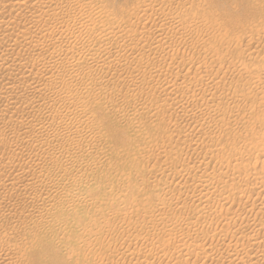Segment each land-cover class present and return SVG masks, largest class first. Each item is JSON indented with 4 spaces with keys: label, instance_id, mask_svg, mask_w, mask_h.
<instances>
[{
    "label": "rangeland",
    "instance_id": "374dc122",
    "mask_svg": "<svg viewBox=\"0 0 264 264\" xmlns=\"http://www.w3.org/2000/svg\"><path fill=\"white\" fill-rule=\"evenodd\" d=\"M106 1H107V3H106ZM134 1L135 0H102V2H103V4H105V5H107V7L109 8V10L112 12H110L111 13V16H116V17H118L119 18V16H122L123 14V18H125V17H127L126 16V14L128 13V11L130 12L131 11V7L133 6V4H134ZM190 1V4H187V2H189ZM199 2H202V3H199V2H197V0H184V3H185V8H184V6H183V8H181L180 7V9H183V10H180L179 9V6H177L178 8H175V6L177 5L176 3L174 4H172L171 5V8H170V10L172 11L174 8L175 9H178V10H175L176 12H178V13H176L174 10H173V12H175L176 14H178L177 16H178V19H181L182 20V17L184 16L185 17V20H184V22H183V26H182V28L180 27L179 29H178V32H177V35H174V34H176V33H174V31H171L170 32V30H168L169 31V34L170 33H172V34H170L171 36H169V34H167L168 33V31H167V35L164 33L163 34V36L164 35H166V36H169V37H166L165 36V39H164V41L166 40V42H165V44L167 45H164V46H166L164 49L166 50V51H161V52H158L157 54H155V56L153 55V54H151L149 57H146L147 59V62L146 61H144V66H142L143 68H144V70H143V68L141 69V70H138L141 74H144V72L145 73H149V74H151V73H153L156 69H158L159 68V70H160V68L162 69L161 71H162V73H165V69H166V67H167V65H169L168 63H170V65H171V63L173 62V64H174V62L176 61L175 60V58H174V61H170V58L172 57V56H174L175 57V55H174V53H177V55H176V59H177V62H175V65L177 66V65H180V66H182V65H184V64H182V63H186V62H189V59H191L190 57H192L193 59H196V58H198V59H202V58H204L203 57V55H204V53H206L205 55H206V58L208 59V60H204V61H210V60H213L214 58L215 59H218L219 58V60H220V65L223 67H221L220 65H218V63H216L215 65L216 66H214L213 68H211V72H210V70H208L206 73H207V75H211V76H215L216 74H214L216 71H217V68H218V70H219V74L217 75V76H215L213 79L215 80V78H216V80H215V83L217 82V80H218V82H217V84H219V85H217L216 84V87H217V89H214L215 88V86H213V85H215L214 84V80H212L211 82H208V84H207V87L206 86H204L205 88H200L199 90H198V93H197V90L194 92L195 94H196V96L198 97V98H200V100H199V105H201L198 109H200L201 111H203V112H200L199 110H197L196 111V113H194V115L193 114H191V115H189L188 116V114H187V116H186V114H184L185 112H184V110L183 109H180L179 107H177L176 108V106L174 107L173 105H174V103H173V100L171 99V100H169V98H172L173 97V95H170V96H168V97H165L164 98V96L165 95H161L159 92H157V91H155V93L154 94H156V95H152V97L151 96H148V99L146 98L147 96H145L144 94L142 95V94H139L137 91H135L134 90V86L132 85V84H130V81L128 80V79H126V78H122L121 80L120 79H113L111 82H109V86H108V83H106V85H103V86H100V88L102 87H105V86H107V87H105V91L107 90L106 88H108V90L109 91H106V95H105V98L102 100V104H104L103 106H104V108L102 107L101 108V110L100 111H96L93 115H96V116H93V115H91L92 116V120H94V121H92V125H93V130H91V132L89 131V134H88V136L87 137H84V140H85V142L87 143H85L84 144V147H81L82 148V150H81V148H77L76 147V149H75V152H76V154H77V151H78V153L80 154H77V156H78V158L79 159H81L82 158V160H84V165L85 166H83V168L81 167V170H77V172L76 173H73V171H72V175H73V177L74 178H76L75 176H77V177H79V176H81V175H83V176H81L82 178H86V180H84V182H82V184L81 185H77V184H71V183H64V184H62L61 186H60V188L62 189V191H63V189H64V191H65V188H67V187H69V188H67V189H69V190H71V191H73L74 193H76L77 195H79V196H81V197H83L84 198V201L83 202H79L78 204L76 203V204H73V205H71V204H69L70 203V201L65 197V195H63V194H65V192H62L61 191V193L60 194H56V196L57 195H61V196H57V198H56V202H55V204H59L58 205V208L59 209H57V205H55V204H53L52 205V209L50 208H47V209H41L38 205L40 204L39 202L41 201V200H39V201H37V198L39 197L40 198V196L41 197H50V196H52V194L54 195L55 193L54 192H49L48 194H47V192H46V190L44 189L43 190V188H41V186H35V187H40V188H35V187H33L32 188V190L33 189H35L36 191L38 190V192H36L35 190H33V191H30V190H24L23 189V183H24V181H25V179L24 178H33V176H36V175H38V174H40V173H36V171L35 170H28V171H25V170H27V168L26 169H24V171H20V173H18V172H12L11 171V168L8 166V165H6V167H2L1 169H0V174H1V178L3 179V177H4V179H3V181L1 180L0 181V242L3 240V236H2V234H3V232H5L6 231V229L7 230H9L10 231V234L9 235H11L12 234V236H10V240L11 241H13V239H14V237H15V239H18V238H20V236L22 237V236H24V240H26V244L27 245H29V246H27V248L28 249H32V251L34 250V251H36L35 253H33V255H30L31 253L29 252V254L28 255H30V259H29V261H27V262H25V264H91L89 261H88V259L89 258H84V259H81V256H82V252H84V255L86 256V254L89 252V255L91 256V254H92V257L93 258H96L95 256H97L98 255V253H99V255H106V253L107 254H109L111 257H112V261L114 262V263H112V261L111 262H109V263H107V264H115L116 263V261H117V263L116 264H134L133 262H135V263H138L139 262V264L141 263L140 262V260H142V259H145V260H147L146 262L143 260L142 261V264H158L159 263V261H163L162 263L163 264H165V263H167V264H175V262H176V264H221V262H222V264H226L228 261L227 260H229V262L233 259V258H236L234 261H235V263H240L241 261H249V263H251V262H258V263H260V264H264L263 262H264V256H259L258 254H261L262 253V249H263V247L261 246V247H259L258 249H256V250H251V249H248V248H244V251H242L243 249V247H240V246H237V247H239V249L237 248L236 249V251H233L232 253H231V251L230 250H228V249H224V248H226V243H227V239L225 240V241H222V237L223 236H218V238L216 237L215 238V236L214 235H222L221 233H224V234H226V232H224V230H226L227 231V236L229 235L230 236V234H233L235 231V233L233 234V235H245V234H247V236H248V234L251 236L253 233V235L255 236H258V237H261L262 236V233H263V230H262V227L260 228V226L261 225H259V222L260 221H262V220H264V191H259V189H254L253 188V186H254V183L256 182V181H254V180H259L261 177H263L264 175H262V173L264 174V160H262V159H264V146H262V142H264V48H263V46H264V0H198ZM105 2V3H104ZM197 3V7H196V3ZM132 3V4H131ZM199 3V4H198ZM192 4V5H191ZM126 5V6H125ZM187 5V6H186ZM189 5H190V7L191 6H193V7H191V8H189ZM173 6V7H172ZM187 7V8H186ZM197 9H196V8ZM124 8V11L123 10H121V9H123ZM125 8H128V9H126L125 10ZM190 10H189V9ZM111 9H113V10H111ZM194 9V10H193ZM195 9L197 10L196 12L199 14H197L198 16H199V18H197V16H196V12H194L195 11ZM117 10V11H116ZM167 11V10H169V9H167V7H165L164 8V11ZM185 10H187V11H185ZM193 10V11H192ZM121 11V12H120ZM182 11V14H180V12ZM189 11V12H188ZM191 11V12H190ZM123 12V13H122ZM193 12L195 13V17H194V19L192 20L191 19V17L193 16ZM114 14V15H113ZM116 14V15H115ZM121 14V15H120ZM179 16H181V17H179ZM197 18V19H196ZM199 19V20H198ZM194 20L196 21L195 23H194ZM186 21V22H185ZM185 23V24H184ZM148 24V25H147ZM147 24L146 23H144V25H140V26H138V27H136L135 29H136V32L139 30V31H141L140 32V34L139 33H137L139 36H141V34H142V30H148L149 29V27H151V25L149 24V22H147ZM193 24V25H192ZM194 24H195V27L197 28L198 27V31L196 30V31H194L196 28H194ZM193 27H192V26ZM212 27V28H210V26ZM149 26V27H148ZM188 26H190V27H192V29H194L193 31V33H196V36L195 35H193V33H192V35L190 36L191 38H193L192 40H194L195 39V42L196 41H200L201 40V42L202 41H206L207 42V40H208V43L210 44V46L211 45H214L213 43V41L212 40H214L215 41V43H216V45H214L212 48V50H213V52H214V49L216 48L215 46H217V47H219V46H221L222 48L224 47L225 49V52L226 53H224V50H221V51H219L220 49H222L221 47H219V48H217L216 50H218V51H216L215 52V55L213 54V52H212V50H211V47L206 51L205 49H203L202 47L200 48V46H198L197 44H192L191 43V41L189 42V41H187L186 42V38L188 37V35H185L184 33H183V31L185 32V33H187V29L189 28ZM210 29L209 31L207 30V27ZM186 27H188V28H186ZM201 27V28H200ZM216 27V31H213V30H215L214 28ZM184 28H185V30H184ZM199 28H200V30H199ZM205 28V30H207L206 32L205 31H202V29H204ZM142 29V30H141ZM220 29H221V32H220ZM145 30V31H146ZM180 30H182V31H180ZM144 31V32H145ZM180 32H182V34L180 33ZM202 32V33H201ZM209 32V33H208ZM212 32H214V33H212ZM215 32H216V34H215ZM217 32H219L218 34H217ZM179 33V34H178ZM181 34V35H180ZM201 34V36H199ZM207 34H209V35H207ZM183 35V36H182ZM185 35V36H184ZM197 35H198V37L199 38H195V37H197ZM203 35H206V36H203ZM176 36V38H174ZM181 36V37H180ZM169 38V39H168ZM170 38H172V39H170ZM185 38V39H184ZM205 38V39H204ZM176 39V40H175ZM172 41V42H170V41ZM174 40H175V42H174ZM179 41L181 42V43H179ZM218 41V42H217ZM133 42V41H132ZM132 42H131V44H132ZM141 42V43H140ZM168 42H170V43H172V44H170L169 45V43ZM140 43V44H139ZM143 43V44H142ZM178 43H179V46H177L178 45ZM182 43H184V45H182ZM190 43V44H189ZM197 43V42H196ZM218 43V44H217ZM131 44H129L130 45V48H131ZM136 44V42L134 41L133 42V44H132V48H137L138 47V49L142 46V48H143V50H147L148 48V45H146L145 44V41H139V42H137V44ZM173 45V46H172ZM197 45V46H196ZM225 45V46H224ZM144 46H147V47H145L144 48ZM171 46V47H170ZM177 46V47H176ZM185 47V50H184V47ZM173 47V48H172ZM176 47V48H175ZM178 47H180V49L178 48ZM182 47V48H181ZM190 47V48H189ZM194 47H195V49H194ZM169 48H170V50H169ZM193 48V49H192ZM229 50H228V49ZM260 48V49H259ZM187 49V50H186ZM189 49V50H188ZM193 51H192V50ZM198 49V50H197ZM262 49V51H260ZM174 51V53H173V55L171 54L173 51ZM182 50H184V51H182ZM203 50H205V51H203ZM210 50V51H209ZM228 50V51H227ZM256 50H258V53H257V51ZM170 51V52H169ZM202 53H201V52ZM210 52V54L212 55H214V57H210V56H208V53ZM15 52V51H14ZM166 52H168V53H166ZM184 52V53H183ZM195 52L198 54L199 52H200V54H198V56H200V57H197V54H195ZM208 52V53H207ZM212 52V53H211ZM231 52V53H230ZM17 53V50H16V52L14 53V54H16ZM21 53H22V51H21ZM24 53V52H23ZM28 52H25L24 54H27ZM127 54H128V52H126ZM125 53V54H126ZM164 53V54H163ZM188 53V54H187ZM227 53H229V54H227ZM167 56H166V55ZM171 54V55H170ZM181 54V55H180ZM220 54V55H219ZM238 54V55H237ZM159 55V56H158ZM161 55L163 56V58L165 59V61L163 60V58L161 57ZM170 55V56H169ZM184 55V56H183ZM192 55V56H191ZM204 55V56H205ZM212 55V56H213ZM219 55V57H217ZM25 57H26V55H24ZM153 56V57H152ZM220 56H222L223 58H220ZM231 56V57H230ZM258 56V57H257ZM27 57H28V55H27ZM151 57L153 58L152 59V61H151ZM155 57H157V59H158V61L156 60V61H154V59H155ZM167 57V58H166ZM170 57V58H169ZM233 57V58H232ZM179 58V59H178ZM185 59V61L183 62V60ZM205 58V59H206ZM148 59H149V61H148ZM159 59H162V60H159ZM223 59V60H222ZM231 59H234V60H231ZM238 59H242V61H240V60H238ZM172 60V59H171ZM188 60V61H187ZM203 60V59H202ZM163 61V62H165V64L163 65V63H161V62ZM231 61V62H230ZM236 61H238L237 63H236ZM248 61V62H247ZM148 62H149V64H148ZM226 62V63H225ZM228 62V63H227ZM151 63H153L154 65H152ZM159 63V65H157ZM238 63H240V64H238ZM244 63V64H243ZM162 64V65H161ZM223 64H224V66H223ZM146 65V66H145ZM148 65V66H147ZM160 65H161V67H160ZM175 65H173V66H175ZM196 65L198 66V64H195L194 65V67L192 66V67H190V70L192 71V73L193 74H191L190 72V70H188V71H190V72H188L189 74H191V75H194V74H197V75H200V73L203 71V70H201V71H199L200 69H198V70H196L197 69V67H196ZM155 68H153V67ZM220 68H219V67ZM146 67H149V69L148 68H146ZM151 67V68H150ZM193 68V69H192ZM216 69V71H215V69ZM2 70H0V74H3V73H5L6 71H8V70H4L3 68H1ZM146 69H148V70H146ZM151 69H152V71H151ZM186 69V70H185ZM195 69V70H194ZM4 70V71H3ZM26 70H29L28 68L26 69ZM2 71H3V73H2ZM183 71V72H182ZM181 71V75H182V73H186L187 72V68H186V64H185V66H184V68H183V70ZM186 71V72H185ZM200 72V73H197V72ZM196 72V73H195ZM209 72V73H208ZM214 72V73H213ZM26 74H27V72H25ZM136 73V72H135ZM144 74V75H149V74ZM206 73H205V70H204V72H202L201 73V75H206ZM212 73V74H211ZM217 73V72H216ZM214 74V75H213ZM221 74H223V75H221ZM232 74V75H231ZM241 74H242V78L245 76V78H243V81H242V78L240 77L241 76ZM233 78H232V77ZM247 76V77H246ZM220 77V78H219ZM221 77H222V79H221ZM226 77H228V78H226ZM230 77V78H229ZM236 77V78H235ZM221 80V82L219 83V79ZM239 78V79H238ZM240 78H241V80H240ZM247 78V79H246ZM236 79V80H235ZM123 80V81H122ZM129 81L128 83L126 82V81ZM181 80V76H180V78H179V80H178V82ZM224 81V84L222 83L223 81ZM225 80H227V82L225 81ZM232 80V81H231ZM236 82H235V81ZM263 80V81H262ZM115 81V82H114ZM122 81V82H121ZM229 81H231V82H229ZM239 81V82H238ZM256 81V82H255ZM261 83H260V82ZM117 82V83H116ZM119 82V83H118ZM243 82V83H242ZM255 82V83H254ZM259 82V83H258ZM114 83V84H113ZM121 83H124L125 85H127L126 87L128 88V89H130V91L128 90V91H126L127 89H126V87H125V85L124 84H121ZM232 83V84H231ZM237 83V84H236ZM239 83V84H238ZM112 84V85H111ZM223 84V85H222ZM254 84H258V86H259V89L257 88V86L255 85L254 86ZM260 84V85H259ZM262 84V85H261ZM120 85V86H119ZM121 85H123L122 87H121ZM210 85L212 86V88L210 87ZM231 85V86H230ZM129 86H131V87H129ZM226 86H228V87H226ZM260 86H262L263 88V90H260ZM98 87V86H97ZM214 87V88H213ZM220 87V88H219ZM237 87V88H236ZM123 90H121V89ZM209 88L210 90H211V92H210V90L207 89ZM220 90H219V89ZM234 88H235V90H234ZM126 89V90H125ZM131 89H133V92H131ZM204 89H205V91H204ZM254 89V90H253ZM255 89H257V90H255ZM192 90H193V88H191L190 89V91H188V94H187V96H184L183 98H184V103L183 104H188L187 103V99H189V96L191 95V93H192ZM208 92H207V91ZM216 90V91H215ZM217 90H219V93L217 92ZM228 90V91H227ZM234 90V91H233ZM249 90H250V92H249ZM260 90V91H259ZM97 91V90H96ZM117 91L119 92V93H117ZM199 91H202V92H199ZM204 91V92H203ZM212 91H214L213 92V94H212ZM220 91H226V93L225 92H221V94H220ZM235 91H237L236 93H235ZM252 91V92H251ZM256 91H258L257 93H256ZM124 92H125V94H124ZM128 94H127V93ZM131 92V93H130ZM189 92H190V95H189ZM210 92V93H209ZM228 92V93H227ZM248 92V93H247ZM262 92V93H261ZM109 93H110V98H109ZM114 93H117L116 94V98L117 99H119V101L118 102H116L117 101V99L115 98V97H113L114 95ZM203 93V94H202ZM215 93V94H214ZM222 93H223V95L225 96V94H226V96L229 94L230 96H225L224 98H223V95H222ZM240 93V94H239ZM252 95H250V94ZM121 94V95H120ZM134 94H137L136 96H132V95H134ZM157 94H158V96H157ZM161 96H160V95ZM202 95V96H199V95ZM217 94H219L218 96H217ZM233 94V95H232ZM237 95V94H239V95H237V97L236 98H234V95ZM3 96L4 95V93L3 92H0V96ZM125 95H130L129 96V98H128V96H125ZM140 95H142V98L140 97ZM215 96V97H210V96ZM221 95V96H220ZM242 95H244V96H242ZM248 95V97H246ZM1 96V97H2ZM119 96V97H118ZM138 96V97H137ZM154 96H155V98H154ZM167 96V95H166ZM233 96V97H232ZM111 97H113V98H111ZM122 97V100H120V98ZM126 97V98H125ZM132 97V98H131ZM139 97H140V99H139ZM160 97V98H159ZM162 97V98H161ZM188 97V98H187ZM203 97V98H202ZM228 97H230V99L228 98ZM232 97V98H231ZM244 97V98H243ZM115 98V99H114ZM130 98H131V100H130ZM143 98H145V100H146V102L145 101H143ZM151 98H153V99H151ZM209 98V99H208ZM213 98H215L214 100H213ZM240 98V99H239ZM106 99V100H105ZM113 99V100H112ZM127 99H129V100H127ZM132 99H133V101L135 102V105H132L133 103H131L132 102ZM151 99V100H150ZM162 99H165V100H162ZM169 100V102L167 101V100ZM186 99V100H185ZM222 99V100H221ZM224 99V100H223ZM105 100V101H104ZM114 100H115V102H114ZM124 100V101H123ZM138 100V101H137ZM158 100H161V101H158ZM201 100H202V102H201ZM230 100V101H229ZM131 101V102H130ZM141 101H143L144 102V106L145 105H147V106H145V108L143 109V110H141V109H138V105L137 104H139V103H143V102H141ZM152 101V102H151ZM162 101H165L166 102V104H165V102H164V104H163V102ZM126 102V103H125ZM150 102V103H149ZM154 102V103H153ZM167 102H168V104L169 103H171V104H169V105H171L172 106V108L167 104ZM186 102V103H185ZM207 102H208V104H207ZM219 102V103H218ZM118 103H120V104H118ZM125 103V104H124ZM137 103V104H136ZM157 103V104H156ZM159 103V104H158ZM161 103V104H160ZM201 103H204V105H205V107H204V109L206 110V111H204V109L202 108L203 106H202V104ZM209 103H210V105L211 104H213L212 105V107L210 106V108H212L211 110H210V108H208L209 106ZM216 103H218V104H216ZM116 104V105H115ZM118 104V105H117ZM131 104V105H130ZM150 104H151V106H150ZM153 104H154V107H153ZM18 105V104H17ZM121 105H122V107H123V109L125 110V107H126V110H127V108H128V110L125 112V111H123V109H122V107H121ZM160 105V106H159ZM189 106H190V104H188ZM188 105H187V107L186 108H188ZM120 108H119V107ZM131 106H132V108H131ZM137 106V107H136ZM149 106V107H148ZM162 106V107H161ZM166 106V107H165ZM219 106V107H218ZM111 109H110V108ZM115 107V108H114ZM146 107H147V109H146ZM165 109H164V108ZM176 108V109H174V108ZM213 107H214V109H213ZM215 107H216V110H215ZM226 107H227V109H226ZM117 108V110H115ZM131 108V109H130ZM152 108H154L155 110H156V112H155V110L153 109V111H154V113H153V111H152ZM157 108V109H156ZM159 108V109H158ZM221 108V109H220ZM106 110L105 112H104V110ZM134 111H133V110ZM164 111H163V110ZM175 110V112H174V110ZM177 109H180V110H183V111H181L180 112V110H177ZM217 109H218V111H217ZM220 109V110H219ZM103 110V111H102ZM108 110H110V111H108ZM146 110V111H145ZM169 110H173L172 112L171 111H169ZM227 110V111H226ZM234 110V111H233ZM102 111V112H101ZM131 111V113H129ZM236 111V112H235ZM238 111H239V113H238ZM107 112V113H106ZM112 114H111V113ZM123 114H122V113ZM138 112H140V113H138ZM151 114V112H152V116L149 114V113ZM169 112H171L172 114H170ZM179 112V113H178ZM206 112V113H205ZM207 112L208 113H210L209 115L207 114ZM121 113V114H120ZM134 113V114H133ZM137 113H138V115H137ZM160 113V114H159ZM170 114V115H168V114ZM197 113H198V115H197ZM200 113H203L204 114V116H203V114H200ZM236 113V114H235ZM8 113H6L5 115H3V116H1L0 117V121L1 122H3L5 125H9V126H12V125H16L17 124V122L16 121H18L17 119V117L16 116H13L12 118H10V114L9 115H7ZM100 114V115H99ZM105 114V115H104ZM110 114V115H109ZM120 114V115H119ZM127 114V115H126ZM141 114V115H140ZM159 114V115H158ZM176 114H177V116H176ZM182 114V115H181ZM220 116H219V115ZM222 114V115H221ZM103 115V116H102ZM114 115V116H113ZM130 115L132 116V118L130 117ZM144 115V116H143ZM148 115H150V116H148ZM155 115V116H154ZM166 116V118H165V120H167V121H165V120H163L164 119V116ZM181 115V116H180ZM197 115V116H196ZM202 117H205L206 118V116L208 115V116H212L210 119H211V124H209V127L210 128H208L207 129V125H208V123H209V121H210V119H209V117L208 118H204L205 119V121H207V120H209L208 122H207V125H206V122L205 121H203V123L205 124H201L204 128H206V130L200 125V123H202V122H200L199 124L198 123H194L193 122V120L196 118V117H200V116ZM214 115H215V117H214ZM236 115H237V117H236ZM120 116V117H119ZM136 116H138V117H136ZM171 117V119L169 120L168 118L169 117ZM176 116V117H175ZM184 116H186L187 117V119L190 121H188L187 119H186V117L184 118ZM241 116V117H240ZM16 117V118H15ZM98 119H97V118ZM178 117V118H177ZM180 117V118H179ZM183 117V118H182ZM189 117V118H188ZM195 117V118H194ZM218 119H217V118ZM240 117V118H239ZM103 118V119H102ZM105 118V119H104ZM129 118V119H128ZM220 118V119H219ZM4 119V120H3ZM12 120V122H10L11 120ZM102 119V120H101ZM135 119H136V121H135ZM149 119V120H148ZM152 119V120H151ZM160 119V120H159ZM176 119V120H175ZM179 119V120H178ZM183 119H186V121L185 120H183ZM191 119H193L192 121H191ZM214 119H216V120H214ZM177 121V123H178V121H180L178 124L175 122V121ZM217 120H218V122H217ZM160 121V122H159ZM171 121V122H170ZM174 121V122H173ZM220 121V122H219ZM93 122H94V124H93ZM98 122V123H97ZM214 122H216V123H214ZM16 123V124H15ZM173 123H174V125H173ZM175 123H176V126L177 127H174L175 126ZM182 123V124H181ZM184 123V124H183ZM187 123H188V125H187ZM192 123V124H191ZM212 123H214V124H212ZM220 123V124H219ZM221 123H222V126H223V128H221L222 126H221ZM98 124H101V125H98ZM168 124V125H167ZM194 124L196 125V126H194ZM197 124H198V126L199 127H197ZM218 124V125H217ZM224 124H226V127H227V125H228V127H230L229 128V130H227V128L225 127V125ZM167 125V126H166ZM180 125V126H179ZM186 125V126H185ZM214 125H216V126H214ZM220 125V126H219ZM97 126V127H96ZM162 126H163V128H164V130H165V132L162 130L161 131V129H162ZM179 126V127H178ZM183 126V127H182ZM188 126V127H187ZM194 126V127H193ZM207 126V127H206ZM217 126H219L217 129L215 128V127H217ZM100 127V128H99ZM170 128V130H168L169 128ZM215 128V130H214V128ZM182 128V129H181ZM197 128L198 129H200V130H197ZM224 128L227 130V134H226V132H225V130H224ZM157 129V130H156ZM184 129V130H183ZM192 131H191V130ZM219 129H222V130H219ZM94 130H96V131H94ZM167 130V131H166ZM172 130V131H171ZM178 130V131H177ZM198 132H197V131ZM211 130H213L214 131V133H213V131H211ZM224 130V131H223ZM92 131H94V132H92ZM162 132V136H161V132ZM171 131V132H170ZM177 131V132H176ZM182 131H184V132H182ZM199 131L201 132H203V134H205L204 133V131L206 132V131H208V132H206L207 133V136L209 137H207L206 135H205V137L203 136V134H201V133H199ZM98 132V133H97ZM160 132V133H159ZM186 132V133H185ZM191 132V133H190ZM218 132V133H217ZM92 133V134H91ZM158 133V134H157ZM166 133V134H165ZM169 134V136H168V134ZM174 133V134H173ZM189 135H188V134ZM213 133V134H212ZM215 133H217L218 134V136H216L217 134H215ZM94 134V135H93ZM166 136H165V135ZM173 134V135H172ZM183 134H187L186 136L185 135H183ZM208 134H210V135H208ZM215 134V135H214ZM230 134V135H229ZM87 134H85V136H86ZM96 135V136H95ZM164 135V136H163ZM181 135V136H180ZM193 135V136H192ZM199 135V136H198ZM212 135V136H211ZM214 135V136H213ZM223 135V136H222ZM247 137V138H245L244 140L247 142H244V141H242L241 139L242 138H244L245 136ZM17 136V137H16ZM15 137H13V138H10L9 140H8V138L6 139V140H4L5 142H6V144H11L12 142H13V139H14V142L12 143V144H15V142H16V144H19V143H21L20 141H22V140H20L21 138L20 137H22V135H16ZM19 136V137H18ZM182 136H184V137H182ZM190 136H192V138H194V139H192ZM215 136L217 137V138H215ZM223 137L222 139H220L221 137ZM228 136V137H227ZM243 136V137H242ZM89 137H91V139L89 140L88 138ZM95 137V138H94ZM97 137V138H96ZM166 137V138H165ZM168 137V138H167ZM186 137V138H185ZM220 137V138H219ZM225 137V138H224ZM227 137V138H226ZM177 138V139H176ZM183 138V140L185 141V142H183L182 140H180V139H182ZM189 138H190V140L192 141H189ZM198 140H197V139ZM207 138V139H206ZM213 138H215V139H213ZM218 138L220 139L219 141H217L218 140ZM238 138H241V139H238ZM88 139V140H87ZM94 141H93V140ZM210 139H212V140H210ZM20 140V141H19ZM97 140L99 141V142H97ZM169 140H171V143L169 142ZM206 140V141H205ZM208 140V141H207ZM216 141V142H214V141ZM248 140V141H247ZM8 141V142H7ZM89 143H88V142ZM93 141V142H92ZM159 141L161 142V141H163V143L165 144V145H163L162 147L164 148V149H161V150H159V148H155V149H157V151L159 150V152H157L155 149H154V143L156 144V143H159ZM166 141V142H165ZM187 141V142H186ZM198 141V142H197ZM222 141V142H221ZM237 141V142H236ZM244 142L245 144H246V146H245V144L244 143H242V142ZM262 141V142H261ZM92 142V143H91ZM167 142L168 143H170V144H173L172 146H174L176 143H177V145L180 143V145H178L179 146V148L181 147V146H183L184 147V149H182L183 147H181L179 150L177 149L178 148V146L176 147V146H174L173 148L176 150V151H178V152H180V153H178V152H176L175 150L173 151L174 153H172V151H169L168 150V146L166 147V145H168L167 144ZM194 142V143H193ZM204 142V143H203ZM213 142V143H212ZM217 142H218V145H217ZM233 142V143H232ZM261 142V143H260ZM92 144V147H91V144ZM191 143V144H190ZM197 143V144H196ZM199 143H200V145H199ZM241 145H240V144ZM97 144V145H96ZM153 144V145H152ZM184 144H186V145H184ZM188 144H189V146H188ZM202 144V145H201ZM205 144V145H204ZM211 144V145H210ZM230 144V145H232V147L230 146V148H229V146L228 145ZM259 144H261L260 146H259ZM264 144V143H263ZM94 145V146H93ZM99 145V146H98ZM194 145V146H193ZM197 145V146H196ZM203 145H204V147H203ZM216 145H217V147L219 146L220 148L221 147H223V145L225 146V147H228L229 149H230V152H229V149L228 148H225V147H223V148H221V151H219L220 150V148H217L216 147ZM221 145V146H220ZM236 145V146H235ZM83 146V145H82ZM88 146V147H87ZM97 148H96V147ZM196 146V147H195ZM153 147V148H152ZM201 147V148H200ZM206 147H208V148H206ZM210 147H212V148H210ZM234 147V148H233ZM261 147H263L262 148V152L261 153H263V156H262V154L261 153H258V152H260L261 151V149H257V148H261ZM98 148H100V150H101V152L103 153H100L99 152V149ZM189 148V149H188ZM194 148V149H193ZM196 148V149H195ZM214 148L216 149L215 150V152H214ZM224 148L225 149H227V153L229 154V156L226 154V153H224V152H226L225 150H224ZM233 148V149H232ZM236 148V149H235ZM243 148V149H242ZM80 149V150H79ZM96 151H95V150ZM165 149H167V150H165ZM211 151L209 154H208V151ZM212 149V150H211ZM219 149V150H218ZM2 150H3V148H2V145L0 144V155H1V152H2ZM154 150V151H153ZM166 151V152H161V151ZM190 150V151H189ZM198 150H200V151H202V152H200L199 153V151ZM204 150V151H203ZM240 150V151H239ZM254 150H256V152L254 151ZM258 150V151H257ZM260 150V151H259ZM32 151V150H31ZM80 151V152H79ZM167 151H169V152H167ZM188 151V152H187ZM194 151V152H193ZM196 151V152H195ZM205 151H207V153L205 154V156H204V158H203V155L202 154H204L205 153ZM235 151V152H234ZM239 151V152H238ZM33 152H35L34 150H33ZM33 152H31V154L33 153ZM95 152V156H94V153ZM100 154H99V153ZM161 152V153H160ZM175 152L177 153V155H175ZM182 152V153H181ZM198 152V153H197ZM212 152L214 153V154H212ZM216 152H219V153H216ZM223 152V153H222ZM237 152V153H236ZM252 152V153H251ZM253 152H254V155H255V158H254V155H253ZM27 153V152H26ZM30 153V152H29ZM81 153H83L84 154V157H83V155H81ZM92 153V154H91ZM157 153H159L160 154V156L157 154ZM169 153H170V155H169ZM173 154V156H171L172 154ZM194 155H193V154ZM202 153V154H201ZM222 154V157H221V154ZM232 153V154H231ZM234 153V154H233ZM239 153V154H238ZM256 153V154H255ZM57 156H56V155ZM102 154V155H101ZM165 154V155H164ZM166 154H167V156H166ZM201 156H199V155ZM208 154V155H207ZM211 154H212V156L213 157H211ZM217 156H220V158H223L224 160L226 159H228V161H230L231 160V162H233L232 161V159H237L238 160V162L239 161H243V158H244V156H245V158H244V161L246 160L247 161V167H246V169L244 170V169H242L241 168V170H239L240 172H238V173H236L235 174V171H234V175H235V177L232 175L231 176V179H229V181H234V183L233 182H230V183H227L228 181L226 180V179H222V180H213L214 182H212L211 183V181H209L210 182V185H209V182H208V179H206V178H208L207 176H209L212 172H215V173H218V171H219V169H220V171H222V169H221V167H219L218 168V166L220 165V163L219 162H221V161H219V160H222V159H219L218 157H216V155ZM223 154H226V155H224V157H223ZM231 154V155H230ZM237 154V155H236ZM241 154V155H240ZM252 154V155H251ZM258 154V155H257ZM97 155V156H96ZM98 155H99V158H97L98 157ZM102 157H101V156ZM164 155V156H163ZM174 155L175 156H177V159H175L174 158ZM178 155H179V157H178ZM187 155V156H186ZM191 155V156H190ZM240 155V156H239ZM244 155V156H243ZM260 155V156H259ZM52 156H53V159H57V157L59 156V153L57 154V153H53L52 154ZM92 156H94V157H92ZM158 156V157H157ZM167 158H166V157ZM181 156V157H180ZM190 156V157H189ZM197 156L198 157H200L199 159H201V160H197ZM206 156H207V158H206ZM208 156H210V157H208ZM235 156H237L236 158H235ZM242 156H243V158H242ZM250 158H249V157ZM56 157V158H55ZM92 157V158H91ZM104 157V158H103ZM156 157V158H155ZM164 157H165V159H164ZM186 157V158H185ZM227 157V158H226ZM229 157V158H228ZM234 157V158H233ZM239 157H240V159L242 158V160H240L239 159ZM252 157V158H251ZM96 158L98 159V160H96ZM170 158V159H169ZM174 158V159H173ZM180 160H179V159ZM185 158V160H183ZM190 158V159H189ZM196 158V159H195ZM254 158V159H253ZM22 159V158H21ZM21 159H19V158H17V157H15L14 158V162L13 163H21ZM87 159V160H86ZM93 159V160H92ZM108 159V160H107ZM142 159H143V162H142ZM145 159V160H144ZM147 159V160H146ZM157 159V160H156ZM183 160V162H182V160ZM208 159V160H207ZM218 159V160H217ZM166 160V161H165ZM168 160H170V161H173L174 160V164H173V162H172V164L171 165H169V167H170V169H168V168H165V162H167ZM193 160V162H191ZM195 160V161H194ZM236 160V161H237ZM257 161V163H256V161ZM17 161V162H16ZM19 161V162H18ZM90 161V163H88L87 164V162H89ZM148 161V162H147ZM158 161H160V163L158 162ZM169 161V162H170ZM186 161V162H185ZM197 161V162H196ZM199 161V162H198ZM203 161V162H202ZM212 161V162H211ZM235 160H234V162L233 163H231L230 162V165L231 164H235L236 165V162ZM245 161V162H246ZM261 161H262V163H261ZM86 162V163H85ZM121 162V163H120ZM157 162L159 163V164H157ZM163 162H164V165H163ZM176 162H179V163H177L178 164V167L176 166L177 164H175ZM183 164H185V166H186V168H188V166H189V168L191 167V165H193L194 166V164L196 163L197 165L198 164H200L201 166H206V167H204L206 170L205 171H207V172H209V175H208V173L207 172H205V174L203 173L204 171V168H203V170H201V171H203L202 173H201V171H199L200 173H201V175H199L200 173L198 172H196L195 174L194 173H192V172H189V173H186L185 171H187V170H185L186 168H182V170H180L179 171V169L181 168V166H184V165H182V163ZM200 162H202L203 164H201ZM253 162V163H252ZM98 163V164H97ZM143 163V164H142ZM171 163V162H170ZM170 163H168L167 162V166H168V164H170ZM188 163H189V165H188ZM255 163H256V165L257 166H255L256 168L255 169H257V171L254 169V167L252 168L251 166L252 165H255ZM11 164V163H10ZM111 164V165H110ZM138 164V165H137ZM195 164V165H196ZM217 164V165H216ZM145 165V166H144ZM156 165V166H155ZM159 165H163L162 167H163V169H161L162 167H160ZM173 165H174V167H173ZM214 165V166H213ZM109 166H110V168H109ZM113 166V167H112ZM143 166V167H142ZM166 166V167H167ZM184 166V167H185ZM232 167L234 166V165H231ZM231 166H230V168H231ZM1 167V166H0ZM108 167V168H107ZM155 167V168H154ZM159 167H160V169L162 170H160V171H158L159 170ZM180 167V168H179ZM214 167V168H213ZM249 167V168H248ZM5 168V169H4ZM156 168L158 169L157 171H156ZM177 169V171L178 172H180L181 174H183L182 176L181 175H176V176H174L175 174L174 173H171V170L172 169ZM179 168V169H178ZM208 168V169H207ZM4 169V170H3ZM166 169H168V170H166ZM175 169V170H176ZM216 169H218V170H216ZM253 169H254V171H253ZM2 170V171H1ZM6 170V171H5ZM155 170V171H154ZM242 170H244V171H242ZM33 171V172H32ZM76 171V170H75ZM74 171V172H75ZM154 171V172H153ZM164 171V172H163ZM166 171H168V172H166ZM238 171V170H237ZM242 171V172H241ZM6 172V173H5ZM29 172V173H28ZM30 172H32L33 174H35V175H32V173H30ZM45 172V171H44ZM70 172V171H69ZM128 172V173H127ZM134 172V173H133ZM159 172V173H158ZM162 172V173H161ZM172 172H174V171H172ZM176 172V171H175ZM255 172H257L256 174L257 175H260V177L259 178H256V179H254V177H256L257 175L255 174ZM11 173V175H8V174H10ZM46 173V172H45ZM81 173V174H80ZM83 173V174H82ZM117 173V174H116ZM171 173V174H170ZM186 173V174H185ZM207 173V174H206ZM244 173H248V175H246V174H244ZM251 173V174H250ZM13 174H14V176H13ZM17 174V175H16ZM23 174V175H22ZM28 174V175H27ZM42 174H43V172H42ZM77 174V175H76ZM157 174V175H156ZM188 174H190L189 176H188ZM205 175V177L203 176V175ZM7 175V176H6ZM90 176V178H89V176ZM105 175V176H104ZM135 175V176H134ZM149 175H150V177H149ZM156 175V176H155ZM160 175V176H159ZM173 175V176H172ZM187 175V176H186ZM196 175V176H195ZM244 176V175H246L247 177H245L244 179L242 178V176ZM252 175V176H251ZM256 175V176H255ZM31 176V177H30ZM85 176V177H84ZM123 176V177H122ZM129 177V178H127V177ZM151 176H153V177H151ZM179 176V177H178ZM239 176L243 179V180H241L240 178H239ZM250 178H249V177ZM58 177H60V176H58ZM92 177V178H91ZM126 177V178H125ZM145 177V178H144ZM148 177V178H147ZM175 177V178H174ZM180 177H182L181 178V180H180ZM201 177H202V179H201ZM236 177H238L239 178V180L236 178ZM20 178V179H19ZM61 178V177H60ZM122 178V179H121ZM144 178V179H143ZM154 178V179H153ZM156 178V179H155ZM161 178V179H160ZM196 178V179H195ZM198 178H200L199 180H198ZM234 178V179H233ZM252 178V179H251ZM78 179V178H77ZM127 181H126V180ZM142 179V180H141ZM147 179V180H146ZM160 179V180H159ZM97 180V181H96ZM158 180V181H157ZM166 180V181H165ZM174 180V181H173ZM178 180H180V181H178ZM184 180L187 182V183H185L184 182ZM196 180V181H195ZM206 180V181H205ZM224 180H226L225 181V183L223 182ZM236 180V181H235ZM251 180V181H250ZM253 180V181H252ZM257 180V181H258ZM260 180H262V179H260ZM259 180V181H260ZM11 181H12V183L14 184V187H12L13 186V184L11 183ZM146 181V182H145ZM160 181H164V184H163V189L161 188V186H162V182H160ZM173 181V182H172ZM177 181V182H176ZM191 181H193V182H191ZM200 181H205L204 183L206 184L207 183V185H206V187L207 188H209L210 190H207L206 192H207V196H205L204 198H203V200L202 201H199L200 199L199 198H202V197H199V198H196V197H193L192 196V187H193V185H195V183H200ZM215 181H217V182H215ZM220 181V184L218 183ZM258 181V182H259ZM18 182V183H17ZM108 182V183H107ZM142 182V183H141ZM166 182H168V183H166ZM241 184H240V183ZM253 183V186L251 185L250 186V184H252ZM8 183V184H7ZM11 183V184H10ZM89 183V184H88ZM121 183V184H120ZM161 185H160V184ZM190 183H193L192 184V186H191V184ZM233 185H232V184ZM239 183V184H238ZM245 183V184H244ZM17 184H19V185H17ZM35 184H37V183H35ZM34 184V185H35ZM103 184V185H102ZM123 184V185H122ZM173 184V185H172ZM182 184V185H181ZM214 184V185H213ZM224 184L226 185V186H224ZM227 184H230V185H227ZM238 184V185H237ZM74 185V186H73ZM157 185H159V186H157ZM164 185H166V186H164ZM220 185V186H219ZM232 185V186H231ZM237 185V186H236ZM249 186V187H245V186ZM8 186V187H7ZM66 186V187H65ZM78 186V187H77ZM89 186V187H88ZM116 186H117V188H116ZM143 186V187H142ZM209 186V187H208ZM216 186H217V188L219 187V188H227V189H224V191H225V193H227L228 194V196L225 194V193H223V191H222V193H220L219 194V192L217 193V191H216V194L215 193H212V192H214L215 190H216ZM222 186V187H221ZM228 186H229V188H231V190L229 189L228 190ZM242 186V187H241ZM15 187H16V189H15ZM19 187V188H18ZM75 189H74V188ZM142 187V188H141ZM167 189H165V188ZM168 187H169V192H168ZM181 187V188H180ZM191 187V188H190ZM215 187V188H214ZM234 187V188H233ZM241 187V188H240ZM244 187V188H243ZM2 188V189H1ZM77 188H78V192H77ZM109 188V189H108ZM158 188V189H157ZM175 188V189H174ZM233 188V189H232ZM253 188V189H252ZM255 188H256V186H255ZM9 189V190H8ZM22 189H23V191H22ZM42 191H41V190ZM88 189V190H87ZM215 189V190H214ZM240 189V190H239ZM17 190V191H16ZM108 190V191H107ZM116 190V191H115ZM161 190V191H160ZM173 190H175V191H173ZM180 190H182V191H180ZM187 190V191H186ZM261 190V189H260ZM80 191V192H79ZM121 193H119V192ZM170 191H171V193H174V194H171L170 193ZM180 191V192H179ZM208 191H212V192H209L208 193ZM231 191V192H230ZM234 191V192H233ZM238 191V192H237ZM242 193L243 191L245 192H243L242 194L240 193V192ZM253 191V192H252ZM259 191V192H258ZM23 192V193H22ZM36 192V193H35ZM43 192V193H42ZM45 192V193H44ZM83 192V193H82ZM111 192V193H110ZM116 192V193H115ZM137 192H139V193H137ZM167 192V193H166ZM181 192H183V193H181ZM236 192H237V194H239V195H237L236 194ZM248 192V193H247ZM25 193V194H24ZM33 193V194H32ZM79 193H81V194H79ZM181 193V194H180ZM211 193H212V195H211ZM234 193V194H233ZM252 193H254V194H252ZM259 193V194H258ZM181 196H180V195ZM210 194V195H209ZM215 194V195H214ZM223 196H222V195ZM232 194H233V196L235 195H237V196H239V197H236V202L231 206V208L229 207V209L228 210H230L229 212H227V214L229 215H227V217H229L228 219H230V216L233 214V212L236 214V212H237V210H238V214H239V212L240 211H242V212H240V213H242V215L241 214H237L238 215V217H239V219H237V224L234 226V225H232V227H231V224L230 225H228V227H229V229H227L226 228V226L227 225H225V224H223V223H218V224H215V214H221V213H223L224 215H225V212L227 211L226 210V207L224 206V208H222L221 209V203H223L225 200V198H229V199H231L232 198ZM245 194V195H244ZM46 195V196H45ZM113 195V196H112ZM118 196V198H117V196ZM144 195H146V196H144ZM165 195H166V197H165ZM187 195V196H186ZM197 195V194H196ZM214 195V196H213ZM218 195V196H217ZM231 195V196H230ZM240 195H242V196H244V197H240ZM253 195V196H252ZM261 195V196H260ZM109 196L111 197V198H109ZM222 196V197H221ZM225 196V197H224ZM227 196V197H226ZM230 196V197H229ZM249 196V197H248ZM259 196V197H258ZM63 197H65V199H62ZM86 197V198H85ZM125 200V199H128V200H123L122 198ZM129 197V198H128ZM130 197H132V198H130ZM198 197V196H197ZM212 197V198H211ZM214 197V198H213ZM254 197H256V198H254ZM257 197L261 200V202H260V200H257ZM3 200H2V199ZM5 198V199H4ZM12 198V199H11ZM38 198V199H39ZM108 198V199H107ZM187 198V199H186ZM210 198H211V200H210ZM216 198H218V200L216 199ZM222 198V199H221ZM224 198V199H223ZM240 198V199H239ZM243 198V199H242ZM15 199V200H14ZM32 201H31V200ZM62 199V200H61ZM116 199H117V201H116ZM135 199H136V201H135ZM195 199V200H194ZM205 199V200H204ZM221 201H220V200ZM238 199V200H237ZM11 200V201H10ZM58 200V201H57ZM120 200V201H119ZM139 200V202H137ZM192 200V201H191ZM197 200V201H196ZM210 200V201H209ZM240 200H242V201H240ZM256 200V201H255ZM16 201V202H15ZM62 202V204H61V202ZM89 201V202H88ZM105 201V202H104ZM116 201V202H115ZM132 201V202H131ZM140 201H142L143 202V204H142V202H140ZM219 201V202H218ZM238 201H240V205H239V203H238ZM14 202H15V204H14ZM99 202V203H98ZM121 202V203H120ZM128 202H130V205L131 206H129V204H127ZM134 202H137L138 203V209H136V207L137 206H135V208H132L133 206H132V203H134ZM191 202H192V204H191ZM197 204H196V203ZM202 202V203H201ZM253 202H254V207H253ZM34 203V204H33ZM83 203V204H82ZM85 203V204H84ZM116 203V204H115ZM146 203V204H145ZM200 203H201V206H200ZM206 203V204H205ZM238 203V204H237ZM251 203H252V207H253V209H251L250 210V212H249V208H250V206H251ZM263 203V204H262ZM11 204V205H10ZM33 204V205H32ZM70 205V207H68L67 208V206L68 205ZM80 204V205H79ZM90 204V205H89ZM112 204V205H111ZM140 204H141V206H140ZM202 204H204V205H202ZM212 204V205H211ZM215 204V206H218V208H217V210L216 211H210V210H208V209H210V208H208L209 207V205L210 206H213ZM217 204V205H216ZM61 205V206H60ZM111 205V206H110ZM121 205V206H120ZM123 205V206H122ZM124 205H126V206H124ZM144 205V206H143ZM240 208H238L237 206ZM13 206H14V208H13ZM20 206V207H19ZM22 206H23V208H22ZM31 206V207H30ZM63 206H65V207H63ZM73 206V207H72ZM104 206V207H103ZM119 206V207H118ZM193 206H195V207H193ZM201 207V210L203 211V209H205L204 211V214H203V212H201V210H199L200 209V207ZM205 206V207H204ZM242 206L243 207H245V209L247 208L248 209V212L247 211H245V209H244V211L242 210ZM19 207V208H18ZM38 207H39V209H38ZM61 207V208H60ZM89 207V208H88ZM140 207L141 208H143V209H145V210H143V209H140ZM145 207V208H144ZM236 207H237V209H236ZM32 208V209H31ZM76 209V210H73V209ZM96 210H95V209ZM126 208V209H125ZM129 208V209H128ZM154 208H156V209H154ZM185 208V209H184ZM203 208V209H202ZM220 208V210H223L222 212L219 210L218 211V209ZM234 208V209H233ZM260 208H262V209H260ZM41 209V210H40ZM49 209V210H48ZM57 209V210H56ZM63 209V210H62ZM94 209V210H93ZM123 209V210H122ZM146 209L148 210L147 212H146ZM153 209H154V211H153ZM193 209V210H192ZM37 210V211H36ZM40 210V211H39ZM46 210H48V211H46ZM50 210H53V211H51V212H49ZM64 210H67V211H64ZM93 210V211H92ZM118 210V211H117ZM235 210H236V212H235ZM240 210V211H239ZM254 210V211H253ZM259 211V214H258V211ZM40 212V213H38L37 214V212ZM54 211H57V212H54ZM60 211H62V212H60ZM64 211V212H63ZM71 211V212H70ZM103 211V212H102ZM121 211H123V212H121ZM134 211V212H133ZM143 211V212H142ZM195 211V212H194ZM198 211V212H197ZM225 211V212H224ZM260 211H262V212H260ZM33 212V213H32ZM45 213V215H44V213ZM47 212V213H46ZM49 212V213H48ZM112 212H113V214H112ZM121 212V213H120ZM125 212L126 213H129L128 215L127 214H125ZM140 212V213H139ZM151 212V214L152 215H150L149 213ZM156 212H157V214H159L160 212H163L161 215L162 216H165V217H160L159 219L160 220H162V221H160L159 219H157L156 217L158 216H160V214L159 215H157L156 214ZM194 212V213H193ZM211 214H210V213ZM216 212V213H215ZM245 212V213H244ZM255 212H257V214H255ZM53 213V214H52ZM101 213V214H100ZM123 213V214H122ZM205 213H207V215L205 214ZM208 213H209V215H208ZM212 213H213V215H212ZM215 213V214H214ZM230 213H232V214H230ZM261 213H262V216H260L261 215ZM29 214V215H28ZM42 214V215H41ZM47 214V215H46ZM58 214V215H57ZM140 214V215H139ZM141 214H148L147 216H145V217H147V218H152V217H154V221L153 220H149V222H148V225H146L147 223H143L144 225L142 226V223H140V222H138V219L140 218V216H141ZM222 214V215H223ZM234 214V216L235 217H237V215H235ZM52 215V216H51ZM70 215V216H69ZM113 215H114V217H113ZM122 215H124V216H122ZM193 215V216H192ZM211 215V216H210ZM243 215H245V216H243ZM33 216V217H32ZM35 216H36V218H35ZM43 216H46V217H44L43 218ZM54 216H55V218H54ZM62 216H64V217H62ZM73 216H75L74 218H72ZM80 216V217H79ZM137 217L138 216V218L137 219H135V217ZM143 216V215H142ZM171 216V217H170ZM174 216V217H173ZM197 216V217H196ZM209 216V217H208ZM233 216V218H235ZM253 216H254V218L256 217V219L254 220V222L256 221V222H258L257 224V226H254L253 224H252V226H254V228L251 226V228H248V229H246V228H244L245 230H240V233H242V234H240V233H238L239 232V229L241 228V224H250L251 223V221H253ZM129 217H132L131 218V220L129 221L130 222V224H128V226H126L125 227V224H127V223H129V222H127V219H129ZM134 217V218H133ZM168 217H170L169 218V220L167 219ZM199 217H200V219H199ZM207 217V218H206ZM232 217V216H231ZM237 217V218H238ZM248 217V218H247ZM59 218V219H58ZM110 218V219H109ZM124 219V220H122V219ZM171 218H175L174 220L175 221H172V220H170ZM181 218V219H180ZM214 218V219H213ZM260 218V219H259ZM44 219H46V220H48V221H42V220H44ZM50 219V220H49ZM53 219V220H52ZM77 219V220H76ZM81 219V220H80ZM82 219H83V222H82ZM107 219V220H106ZM135 219V221L136 222H133L132 220H134ZM159 220L160 222H157V220ZM178 219H180V220H178ZM211 219V220H210ZM252 219V220H251ZM257 219H259V220H257ZM40 220V221H39ZM56 220H57V222H56ZM64 222H63V221ZM165 220V221H164ZM167 220H168V222H171V223H168L167 222ZM189 222H188V221ZM192 220H193V222H192ZM198 220V221H197ZM50 221H52V222H50ZM117 221V222H116ZM125 221V222H124ZM150 221L152 222V224H153V226H152V224L150 223ZM163 221H164V223L165 222H167V223H165L164 224V226L162 225L163 224ZM177 221V222H176ZM181 221V222H180ZM190 221H191V223L192 224H190ZM195 221V222H194ZM228 221H231V220H228ZM241 221H242V223H241ZM54 222V223H53ZM72 222V223H71ZM109 222V223H108ZM116 222V223H115ZM127 222V223H126ZM131 222H132V225H131ZM154 222L157 224V225H154ZM162 222V223H161ZM175 222V223H174ZM183 222V223H182ZM211 222V224H209ZM37 223V224H36ZM42 223H44V224H42ZM56 223H58V225L56 224ZM59 223H61V225L59 224ZM83 223V224H82ZM88 223V226L86 225ZM91 223V224H90ZM120 223H122L123 225H121ZM135 223H137L136 225H135ZM176 223H178V225L176 224ZM180 223H182V224H180ZM189 223V224H188ZM197 223V224H196ZM199 223V224H198ZM261 223V222H260ZM263 224H264V221L262 222ZM35 224H36V226H35ZM40 224H42V225H40ZM55 224H56V229L54 228L55 227ZM82 224V225H81ZM90 224V225H89ZM103 224H104V226H103ZM133 224H134V226H136L135 227V229H134V226H133ZM140 224V226L138 227V225ZM169 224V225H168ZM173 224H175V227L173 226ZM238 224H240L239 225V227L237 226ZM11 226V228L9 229V227L8 226ZM39 225L40 226H43V228L42 227H39ZM54 225V226H53ZM84 225V226H83ZM85 225H86V227H87V229H86V227H85ZM117 225V226H116ZM131 225V226H130ZM165 225H167V227H165ZM178 227H177V226ZM186 225V226H185ZM198 225V226H197ZM202 225V226H201ZM218 227H217V226ZM225 225V226H224ZM32 226L34 227V228H32ZM102 226V227H101ZM112 226V227H111ZM197 228H196V227ZM201 226V227H200ZM209 228H208V227ZM214 226V227H213ZM220 226H221V228H222V230H221V228H220ZM38 227V228H37ZM48 227V228H47ZM82 227L84 228V231L82 230ZM101 227V228H100ZM108 227H110V228H108ZM118 227V228H117ZM124 227V228H123ZM132 227V228H131ZM146 227V228H145ZM155 227V228H154ZM158 227V228H157ZM177 227V228H176ZM191 229H190V228ZM194 227H195V230H196V232H195V230H194ZM230 227H231V229H230ZM238 227V228H237ZM244 227V225L242 226V228ZM3 228H4V230H3ZM14 228V229H13ZM25 228H26V230H25ZM36 228H37V230H36ZM59 228V229H58ZM61 228V229H60ZM90 228V229H89ZM100 228V229H99ZM105 228H106V230H105ZM115 228V229H114ZM119 228H120V230H119ZM122 228V229H121ZM128 228V229H127ZM144 229V231H143V229ZM162 228V230L164 229V231L165 232H163V231H161V230H159V229H161ZM179 228V229H178ZM216 228V229H215ZM234 228H236V230L234 229ZM241 228V229H242ZM256 228V229H255ZM12 229V230H11ZM30 229V230H29ZM49 229V230H48ZM51 229H52V231H51ZM107 229H109V230H107ZM117 229V230H116ZM124 229V230H123ZM138 231H137V230ZM140 229V230H139ZM146 229H149L150 231H151V229H152V231H153V240H152V233L151 234H147V232H145V230ZM154 229V230H153ZM176 229V230H175ZM186 229H187V232H186ZM198 229V230H197ZM200 229V230H199ZM201 229H202V231H201ZM205 231H204V230ZM13 230H15V231H13ZM29 230V231H28ZM123 230V231H122ZM136 230V231H135ZM174 230V231H173ZM180 230V232L178 233V231ZM184 230V231H183ZM209 232H208V231ZM231 230V231H230ZM254 230V231H253ZM20 231V232H19ZM22 231V232H21ZM34 231V232H33ZM60 231H61V233H60ZM63 231V232H62ZM80 231V232H79ZM97 231V232H96ZM108 231V232H107ZM110 231H112V232H115V233H110L109 234V232ZM125 231V232H124ZM135 231V232H134ZM154 231H156V232H154ZM158 231V232H157ZM161 231V232H160ZM201 231V232H200ZM207 231V232H206ZM218 231H220V232H218ZM234 231V232H233ZM242 231V232H241ZM247 231V232H246ZM252 231V232H251ZM12 232V233H11ZM15 232V233H14ZM19 232V233H18ZM54 232V234L52 235V233ZM87 232V233H86ZM88 232H89V234H90V237L92 238H90L89 236H88ZM104 232V233H103ZM124 232V233H123ZM128 234H127V233ZM132 233V235H131V233ZM137 232V233H136ZM141 232V233H140ZM174 232V233H173ZM177 232V233H176ZM181 232H182V234H183V236H181ZM184 232V233H183ZM190 232V233H189ZM260 232V233H259ZM2 233V234H1ZM57 233V234H56ZM63 233H65V235H63ZM79 233H81V235L79 234ZM119 233V234H118ZM136 233V234H135ZM140 234V236H139V234ZM142 233H143V235H142ZM156 233H158L157 235H156ZM165 233V234H164ZM167 233H169V234H167ZM195 233V234H194ZM201 233V234H200ZM229 233V234H228ZM243 233H245V234H243ZM256 233V234H255ZM50 234V235H49ZM62 234V235H61ZM70 234V235H69ZM79 235V236H77V235ZM93 234H94V236H93ZM104 234V235H103ZM115 236H114V235ZM120 234H122V239H121V235ZM134 234V235H133ZM176 236H175V235ZM179 234V235H178ZM188 234V235H187ZM20 235V236H19ZM56 235V236H55ZM58 235H59V237L60 238H55V237H58ZM61 235V236H60ZM67 235H69V238L70 239H67ZM103 235V236H102ZM137 235V236H136ZM142 235V236H141ZM155 235V236H154ZM164 235L167 237H164ZM167 235H169V237L170 236H172L171 238H168V236ZM178 235V236H177ZM197 235V236H196ZM17 236V237H16ZM19 236V237H18ZM63 236H64V238H63ZM66 236V237H65ZM73 236V237H72ZM87 237V239H86V237ZM135 236V237H134ZM145 236V237H144ZM146 236H147V238H150V240L148 239V241H146L147 240V238H146ZM149 236V237H148ZM173 236H174V239H173ZM187 238L186 240H185V237ZM191 236V237H190ZM204 236V237H203ZM207 236V237H206ZM50 237L52 238V239H50ZM79 237H81V238H79ZM117 237V238H116ZM120 237V238H119ZM131 237V238H130ZM136 237H138V238H136ZM142 237H144V239L146 238V240H144ZM162 237L163 238H166L165 240L163 239V240H161L162 239ZM182 237V238H181ZM184 237V238H183ZM210 237H212V239H210ZM213 237H214V239H213ZM220 237V238H219ZM252 237V236H251ZM63 238V239H62ZM76 238V239H75ZM84 238H85V240H84ZM134 238H136V239H134ZM156 238H157V240H156ZM175 238H177V239H179V238H181V240H184V241H181V240H175ZM193 238V239H192ZM196 238V239H195ZM206 238V239H205ZM22 239H23V237H22ZM29 239V240H28ZM65 239H66V241H65ZM81 239H83V240H81ZM93 239H94V241H93ZM119 239V240H118ZM175 242V243H173V241ZM192 239V240H191ZM219 239V240H218ZM221 239V240H220ZM261 239V238H260ZM5 240V239H4ZM3 240V241H4ZM9 240V241H10ZM100 240V241H99ZM103 240H104V242H103ZM142 240V241H141ZM163 241V243H159V242H157V241ZM167 240V241H166ZM192 242H191V241ZM196 240V241H195ZM212 240V241H211ZM7 241V240H6ZM9 241H7V242H9ZM10 241V242H11ZM29 241V242H28ZM89 242V241H91V242H94V244L93 245H91L92 243L91 242H89V243H87L86 244V242ZM130 241H132V242H130ZM140 241V242H139ZM165 241V242H164ZM170 241V242H169ZM211 241V242H210ZM218 241V242H217ZM221 243H220V242ZM5 242V241H4ZM28 242V243H27ZM106 242H107V244H108V246L106 245ZM111 242V243H110ZM126 242V243H125ZM130 242V245H131V247H130V245L128 246V244L127 243H129ZM144 242V243H143ZM154 242V244H152ZM177 242V243H176ZM187 243V245L189 244L190 245V247H189V245L187 246V249H189L190 248V250L188 251L187 249H184L183 251H179V250H176L177 248V246H178V244H179V246L182 244V243ZM194 242V243H193ZM223 242V243H222ZM32 245V247H31V245ZM84 243V244H83ZM105 243V244H104ZM121 243H122V245H121ZM167 243H169V244H167ZM192 243V244H191ZM208 243H210V244H212L211 245V247L212 248H217L218 250L217 251H213V252H210L209 254H207V253H205V254H207V255H205L204 254V252H203V250H199L198 248H199V246L201 245V247H204V248H206L207 246H208V248H210V246H209V244ZM218 243V244H217ZM57 244V245H56ZM66 244H67V246H66ZM84 245V247H83V245ZM102 244H104V245H101ZM110 244H111V249H110ZM113 244V245H112ZM115 244V245H114ZM126 244H127V246L130 248V250L128 249V247L126 246ZM150 244V245H149ZM152 244V245H151ZM161 244H164V246L163 245H161ZM198 244V246L196 247V245ZM216 244V246H214ZM224 244V245H223ZM86 245L88 246V248L86 247ZM89 245H91V246H89ZM123 245H125L126 246V249H128L129 250V253H128V250L127 251H125L126 249H125V246H123ZM136 247H135V246ZM139 245H141V246H143V247H141V246H139ZM146 245V246H145ZM162 246V248L163 249H166L167 251H168V249H170L171 251H172V249L173 250H176V251H169V255L167 254V253H165V252H161L162 251V248H159V247H157V246ZM172 245H176L175 246V248L174 247H171ZM221 245V246H220ZM92 246H94V247H92ZM149 246H150V248H149ZM153 246V247H152ZM166 246V247H165ZM206 246V247H205ZM60 247V248H59ZM96 247V248H95ZM97 247H99V248H97ZM108 247V248H107ZM135 248V250H134V248ZM140 247V248H139ZM156 247H157V249H156ZM219 247V248H218ZM90 248V249H89ZM114 248H115V250H114ZM208 248H207V250H208ZM57 249V250H56ZM101 249V250H100ZM105 249V250H104ZM110 249V250H109ZM116 249H118V251L116 250ZM125 249V250H124ZM132 249V250H131ZM140 249V250H139ZM160 251H159V250ZM193 249V251L191 252V250ZM194 249H195V251H194ZM222 249H223V252H222ZM242 249V250H241ZM39 250V251H38ZM60 250V251H59ZM89 250V251H88ZM104 250V251H103ZM107 250H109V251H107ZM115 251V253H114V251ZM139 250V251H138ZM154 250V251H153ZM206 250V251H207ZM238 250V251H237ZM246 250V251H245ZM259 251L258 253H257V255H258V257H257V255H255L256 253V251ZM41 251V252H40ZM57 251H58V253H57ZM69 251V252H68ZM86 251V252H85ZM102 251V252H101ZM113 251V252H112ZM134 253H133V252ZM136 251V252H135ZM143 251H145V253L143 252ZM148 251H150V252H148ZM159 252V255H158V253L157 252ZM179 251V252H178ZM227 251V252H226ZM54 252V253H53ZM72 253V255H71V257H70V254H68V253ZM109 252V253H108ZM112 252V253H111ZM121 252H124V254L123 253H121ZM140 252V253H139ZM171 252V253H170ZM182 254H181V253ZM189 252H191L190 254H189ZM196 252H197V254H196ZM250 252V253H249ZM37 253L38 254H40V258H36L35 256H37ZM55 253H57L58 255H59V261H57V259L55 258ZM67 253V254H66ZM73 253H74V255H73ZM104 253V254H103ZM130 254V255H128V254ZM142 253V254H141ZM151 253V254H150ZM153 253V254H152ZM161 253H163V255H161ZM194 253V254H193ZM220 253H221V255H220ZM227 253H231V257H232V259H231V257H229L228 255H226ZM234 253V254H233ZM237 253H239V254H237ZM249 253V254H248ZM253 253H255L254 255H252ZM66 254V255H65ZM117 254V256H115V255ZM118 254H122V255H120V257L121 256H123L124 255V257L123 258H125L126 257V260L125 259H123V260H120V257H119V255ZM136 254V255H135ZM144 254V255H143ZM166 254V255H165ZM172 254V255H171ZM193 254V255H192ZM203 254V255H202ZM15 256H13V258H16V256L17 255H19L18 253H17V255H16V253L14 254ZM67 255H69V256H67ZM87 256V257H90V256ZM126 255H128V256H126ZM137 255H139V256H137ZM146 255V256H145ZM149 255V256H148ZM155 255V256H154ZM183 257H182V256ZM198 255V256H197ZM201 255V256H200ZM233 255V256H232ZM251 255V256H250ZM130 256H131V258H130ZM145 256V258H143ZM147 256L150 258L149 260L148 259H146L147 258ZM152 258H151V257ZM178 256V257H177ZM179 256H180V258H179ZM200 256V257H199ZM205 256V257H204ZM216 256H217V258H216ZM228 256V257H227ZM247 256L249 257V258H247ZM32 257V258H31ZM63 257V258H62ZM70 257V258H69ZM78 257V258H77ZM118 257V258H117ZM136 257H138V260H136L137 258ZM142 257V258H141ZM158 258V259H156V258ZM163 257V258H162ZM169 257V258H168ZM213 257V258H212ZM227 257V258H226ZM255 257V258H254ZM13 258H11V260H10V257H8V258H6V259H4L3 261H0V263L2 264V263H7L8 262V260L9 261H12L11 263H13V261L15 260H13ZM33 258H34V260H33ZM114 258L115 259H118V260H114ZM129 258H130V260H129ZM135 258V259H134ZM160 258V259H159ZM166 258V259H165ZM178 258L181 260H178ZM184 258V259H183ZM188 258V259H187ZM222 258V259H221ZM262 258H263V261H262ZM151 259H154V260H152V263L150 262L151 261ZM156 259V260H155ZM187 259V260H186ZM212 259H214V260H212ZM215 259H217V263H215L216 262V260ZM219 259V260H218ZM227 259V260H226ZM249 259V260H248ZM6 260V261H5ZM120 260V261H119ZM129 260V261H128ZM168 260H170V261H168ZM177 260V261H176ZM209 260V261H208ZM74 261V262H73ZM82 261V262H81ZM131 261V262H130ZM136 261H138V262H136ZM154 261V262H153ZM201 261H203V262H201ZM206 261V262H205ZM211 261V262H210ZM238 261V262H237ZM244 261V262H245ZM259 261H262V262H259ZM16 262L17 263H20L19 262V259H16ZM129 262V263H128ZM156 262V263H155ZM169 262V263H168ZM178 262V263H177ZM228 262V263H229ZM246 262V263H247ZM161 262H160V264H162ZM227 263V264H228ZM230 264V263H229ZM232 264H234V262L232 263Z\"/></svg>",
    "mask_w": 264,
    "mask_h": 264
},
{
    "label": "bare ground",
    "instance_id": "6f19581e",
    "mask_svg": "<svg viewBox=\"0 0 264 264\" xmlns=\"http://www.w3.org/2000/svg\"><path fill=\"white\" fill-rule=\"evenodd\" d=\"M188 1V0H187ZM192 1V0H191ZM202 1V0H201ZM197 2H199L198 0H197ZM105 3V2H104ZM106 3H107V1H106ZM177 4L176 6H175V8H178L177 6H179V9H180V7L181 8H183V6L185 5V3H184V0H135L134 1V4H133V6L131 7L132 9H131V11L129 12L128 11V13L126 14V16L127 17H125V18H123L122 16L124 15H122V16H119V18L118 17H116V16H111V11L109 10V8L107 7V5H105V4H103V2H102V0H0V70H2L1 68H3L4 70L6 69V70H8V71H6L5 73H3V71H2V73L3 74H0V92H3L4 93V95L1 97L0 96V117L1 116H3V115H5L6 113H8L7 115H9L10 114V118H12L13 116H16L18 119V121H16L17 122V124L16 125H12V126H9V125H5L3 122H1L0 121V144L2 145V148H3V150H2V152H1V155H0V169L2 168V167H6V165H8L10 168H11V171L12 172H18L19 170L20 171H24V169H26L27 168V170H25V171H28V170H35L36 171V173H40V174H38V175H36V176H33V178H24L25 179V181H24V183L22 184L23 186V189L25 190H30V191H33V190H35V189H33L32 190V188L33 187H35V186H41V188H43V190L45 189L46 190V192H47V194L49 193V192H56L54 195L52 194V196H46V197H41L40 196V198L38 199L37 198V201H39V200H41L39 203V207L41 208V209H47V208H51L52 209V205L53 204H55V202H56V198H57V196H61V195H57L56 196V194H60L61 193V191H62V189L60 188V186L62 185V184H64V183H71V184H77V185H81L82 184V182H84V180H86V178L84 179V178H82L81 176H83V175H81V176H79V177H77V176H75L76 178H74L73 177V175H72V171H73V173H76L77 172V170L79 171V170H81V167L83 168V166H85L84 165V160H82V158L81 159H79L78 158V156H77V154H79L78 153V151H77V154H76V152H75V149H76V147L78 148H81V147H84V144L86 143L85 142V140H84V137H87L88 136V134H89V131L91 132V130H93L92 128H93V125H92V121H94V120H92V116L91 115H93L96 111H100L101 110V108L103 107L104 108V104H102V100L105 98V95H106V91H109L108 90V88H106L107 90L105 91V87H107V86H105V87H101L100 88V86H103V85H106V83H108V86H109V82H111L113 79H124V78H126V79H128L129 81H130V84H132L135 88H134V90L135 91H137L139 94H144L145 96H147L146 98L148 99V96H151L152 97V95H156V94H154L155 93V91H157V92H159L161 95H165L164 96V98L165 97H168V96H170V95H173V97L172 98H169V100H173V103H174V107L176 106V108L177 107H179L180 109H183L184 110V114H188V116L189 115H191V114H193L194 115V113H196V111L197 110H199L200 112H203V111H201L200 109H198L201 105H199V100H200V98H198L197 96H196V94L198 93V90L200 89V88H205L204 86H206L207 87V84H208V82H211L212 80H214L213 78L215 77V76H217L220 72H219V70H218V68H217V71H216V69H215V71L217 72H213L214 74H216L215 76H211L210 74L209 75H207V71L208 70H210V72L212 71L211 70V68H213L214 66H216L215 64L216 63H218V65H220V60H219V58L218 59H213V60H210V61H204V60H208L207 58H206V53H204V55H203V57L204 58H202L201 60L200 59H198V58H196V59H193L192 57H190L191 59H189V62H186V63H182V64H184V65H182V66H180V65H175V62H177V59H176V55H177V53H174V51L171 53L172 55H173V53H174V55H175V57L174 56H172L171 58H170V61H174V58H175V62H174V64H173V62L171 63V65H170V63H168L169 65H167V67H166V71H165V73H162V69L160 68V70H159V68L158 69H156L153 73H151V74H149L148 72V74L149 75H144V74H147V73H145L144 72V74H141L138 70H141L143 67L142 66H144V61H146L147 62V58L146 57H149L151 54H153L154 56H155V54H157L158 52H161V51H166L164 48L168 45H166L165 44V42H166V40L164 41V39H165V36L167 35V34H169V31L168 30H170V32L171 31H174V33H176V34H174V35H177V32H178V29L181 27L182 28V26H183V22H184V20H185V17L183 16L182 17V20L181 19H178V14H176V13H178V12H176L175 10H178V9H173L175 12H173V10L171 11L170 10V8H171V5L172 4ZM196 3V2H195ZM199 3H202V2H199ZM198 3V4H199ZM132 4V3H131ZM187 4H190V1L189 2H187ZM192 5V4H191ZM126 6V5H125ZM187 6V5H186ZM165 7H167V9H169V10H165L164 11V8ZM173 7V6H172ZM191 7H193V6H191ZM190 7V5H189V8H191ZM196 7H197V3H196ZM195 7V8H196ZM184 8H185V6H184ZM183 8V9H184ZM187 8V7H186ZM188 8V9H189ZM126 9H128V8H125V10ZM183 9H180V10H183ZM197 9V8H196ZM195 9V11L194 12H196L197 10ZM111 10H113V9H111ZM121 10H123L124 11V8L123 9H121ZM190 10V9H189ZM194 10V9H193ZM192 10V11H193ZM117 11V10H116ZM127 11V10H126ZM179 11V10H178ZM185 11H187V10H185ZM111 12V13H110ZM121 12V11H120ZM189 12V11H188ZM191 12V11H190ZM193 12V16L191 17V19L193 20L194 19V17H195V13ZM123 13V12H122ZM180 14H182V11L180 12ZM198 13L196 12V16H197V18H199V14L197 15ZM114 15V14H113ZM116 15V14H115ZM121 15V14H120ZM179 17H181V16H179ZM196 18V19H197ZM184 19V20H183ZM199 20V19H198ZM183 21V22H182ZM147 22H149V24L151 25V27H149V29L148 30H142L143 32H142V34H141V36H139L137 33H139L140 34V32L141 31H137L136 32V27H138V26H140L141 24L142 25H144V23H146L147 24ZM186 22V21H185ZM196 21L194 20V23H195ZM185 24V23H184ZM196 24V23H195ZM195 24H194V28H196L195 27ZM148 25V24H147ZM193 25V24H192ZM191 25V26H192ZM210 26V25H209ZM189 27V28H188ZM188 27H186V28H188L187 29V33H185L184 31H183V33L185 34V35H188V37L185 39L186 40V42L187 41H191V43L194 45V44H197L198 46H200V48L202 47L203 49H205L206 51L212 46H214V45H216V43H215V41L214 40H212L214 43V45H211L210 46V44L208 43V40H207V42L206 41H202L201 42V40L200 41H196L195 42V39L194 40H192L193 38H191L190 36L192 35V33L194 32V31H198V27L194 30V29H192V27H190V26H188ZM207 27V26H206ZM201 28V27H200ZM200 28H199V30H200ZM210 28H212L211 26H210ZM215 30H213V31H216V27L214 28ZM184 30H185V28H184ZM194 30V31H193ZM207 30L209 31L210 29L207 27ZM207 30H205V28L204 29H202V31H207ZM145 31V32H144ZM167 31H168V33H167ZM180 31H182V30H180ZM210 32V31H209ZM208 32V33H209ZM220 32H221V29H220ZM166 34V35H164L163 36V34ZM181 34H182V32H180ZM202 33V32H201ZM212 33H214V32H212ZM219 32H217V34H218ZM170 34H172V33H170ZM169 34V36H171ZM179 34V33H178ZM180 34V35H181ZM215 34H216V32H215ZM173 35V34H172ZM184 35V36H185ZM193 35H195L196 36V33H193ZM207 35H209V34H207ZM169 36H166V37H169ZM183 36V35H182ZM199 36H201V34L199 35ZM203 36H206V35H203ZM179 37V36H178ZM177 37V38H178ZM181 37V36H180ZM174 38H176V36L174 37ZM176 38V39H177ZM196 39L197 38H199L198 37V35H197V37H195ZM169 39V38H168ZM170 39H172V38H170ZM175 39V40H176ZM205 39V38H204ZM175 40H174V42H175ZM135 41L136 42V44H137V42H139V41H145V44L146 45H148V47L147 46H144V48L145 47H147L148 49L147 50H143V48H142V46L138 49V47L137 48H132V44H133V42ZM170 41V40H169ZM131 42H132V44H131ZM170 42H172V41H170ZM170 42H168L169 43V45L170 44H172V43H170ZM218 42V41H217ZM141 43V42H140ZM139 43V44H140ZM179 43H181L180 41H179ZM179 43H178V45L177 46H179ZM129 44H131V48H130V45ZM135 44V45H136ZM143 44V43H142ZM190 44V43H189ZM218 44V43H217ZM164 45H166V46H164ZM182 45H184V43H182ZM196 45V46H197ZM173 46V45H172ZM176 46V47H177ZM185 46V45H184ZM183 46V47H184ZM218 46V45H217ZM217 46H215L216 48L214 49V52H213V48L211 47V50H212V52H213V54L215 55V52L216 51H218V50H216L217 48H219V47H221V46H219V47H217ZM225 46V45H224ZM171 47V46H170ZM175 47V48H176ZM173 48V47H172ZM179 49H180V47H178ZM182 48V47H181ZM190 48V47H189ZM222 48V47H221ZM263 48H264V46H263ZM146 49V48H145ZM193 49V48H192ZM191 49V50H192ZM194 49H195V47H194ZM225 48L223 47L222 49H220L219 51H221V50H224ZM228 49V48H227ZM260 49V48H259ZM16 50H17V53L16 54H14L15 52H16ZM169 50H170V48H169ZM184 50H185V47H184ZM184 50H182V51H184ZM187 50V49H186ZM189 50V49H188ZM198 50V49H197ZM205 50H203V51H205ZM226 50V49H225ZM225 50H224V53H226L225 52ZM229 50V49H228ZM227 50V51H228ZM15 51V52H14ZM21 51H22V53H21ZM168 51V50H167ZM171 51V50H170ZM169 51V52H170ZM193 51V50H192ZM210 51V50H209ZM208 51V52H209ZM257 51V53H258V50H256ZM260 51H262V49L260 50ZM264 51V50H263ZM25 52H28L27 54H24ZM126 52H128V54L126 53ZM201 52V51H200ZM200 52L198 53V54H200ZM207 52V53H208ZM211 52V53H212ZM126 53V54H125ZM166 53H168V52H166ZM184 53V52H183ZM202 53V52H201ZM217 53V52H216ZM231 53V52H230ZM164 54V53H163ZM170 54V55H171ZM188 54V53H187ZM195 54H197L196 52H195ZM198 54H197V57H200V56H198ZM212 54V55H213ZM218 54V53H217ZM227 54H229V53H227ZM259 54V53H258ZM24 55H26V57L24 56ZM27 55H28V57H27ZM166 55V54H165ZM168 55V54H167ZM166 55V56H167ZM169 55V56H170ZM181 55V54H180ZM211 54H210V52L208 53V56H210V57H214V55L212 56ZM220 55V54H219ZM219 55L217 56V57H219ZM238 55V54H237ZM159 56V55H158ZM164 56V55H163ZM163 56L161 55V57L163 58ZM184 56V55H183ZM153 57V56H152ZM151 57V61H152V58ZM231 57V56H230ZM258 57V56H257ZM165 58V57H164ZM163 58V60L165 61V59ZM167 58V57H166ZM201 58V57H200ZM206 58V59H205ZM220 58H223L222 56H220ZM233 58V57H232ZM172 59V60H171ZM179 59V58H178ZM184 59V58H183ZM224 59V58H223ZM222 59V60H223ZM158 61V59H157V57H155V59H154V61ZM159 60H162V59H159ZM231 60H234V59H231ZM238 60H240V61H242V59H238ZM148 61H149V59H148ZM185 61V59L183 60V62ZM188 61V60H187ZM153 62V61H152ZM161 62V61H160ZM231 62V61H230ZM238 61H236V63H237ZM248 62V61H247ZM161 63H163V65L165 64V62H161ZM226 63V62H225ZM228 63V62H227ZM148 64H149V62H148ZM152 65H154L153 63H151ZM185 64H186V68H187V72L186 73H182V75H181V71L183 70V68H184V66H185ZM195 64H198V66L196 65V67H197V69L196 70H198V69H200L199 71H201V70H203L202 72H204V70H205V73H206V75H201V73L198 71L197 73H200V75H197V74H194V75H191V74H193L192 73V71L190 70V67H194V65ZM238 64H240V63H238ZM244 64V63H243ZM157 65H159V63L157 64ZM162 65V64H161ZM161 65H160V67H161ZM173 65H175V66H173ZM222 65V64H221ZM220 65V66H221ZM146 66V65H145ZM148 66V65H147ZM223 66H224V64H223ZM142 67V68H141ZM153 67V66H152ZM155 67V66H154ZM153 67V68H154ZM219 67V66H218ZM222 67V66H221ZM29 69V70H26V69ZM141 68V69H140ZM146 68H148L149 69V67H146ZM151 68V67H150ZM220 68V67H219ZM223 68V67H222ZM148 69H146V70H148ZM155 69V68H154ZM193 69V68H192ZM143 70H144V68H143ZM186 70V69H185ZM188 70H190V71H188ZM195 70V69H194ZM149 71V70H148ZM151 71H152V69H151ZM25 72H27V74L25 73ZM136 72V73H135ZM183 72V71H182ZM188 72H190L191 74H189ZM219 72V73H218ZM1 73V72H0ZM196 73V72H195ZM209 73V72H208ZM212 74V73H211ZM213 74V75H214ZM221 75H223V74H221ZM232 75V74H231ZM180 76H181V80L178 82V80H179V78H180ZM224 76V75H223ZM218 77V76H217ZM216 77V78H217ZM232 77V76H231ZM234 77V76H233ZM232 77V78H233ZM241 78H242V74H241V76H240ZM247 77V76H246ZM216 78H215V80H216ZM220 78V77H219ZM218 78V79H219ZM226 78H228V77H226ZM230 78V77H229ZM236 78V77H235ZM241 78H240V80H241ZM243 78H245V76L243 77ZM243 78H242V81H243ZM221 79H222V77H221ZM239 79V78H238ZM247 79V78H246ZM126 81L127 83L129 82V81ZM215 80H214V84L215 85H213V86H215V88L214 89H217V87H216V84H217V82H218V80H217V82L215 83ZM220 80V79H219ZM236 80V79H235ZM234 80V81H235ZM264 80V79H263ZM262 80V81H263ZM117 81V80H116ZM123 81V80H122ZM121 81V82H122ZM223 81V80H222ZM226 82H227V80H225ZM232 81V80H231ZM231 81H229V82H231ZM261 81V82H262ZM113 82V81H112ZM115 82V81H114ZM221 82V80L219 81V83ZM236 82V81H235ZM239 82V81H238ZM244 82V81H243ZM242 82V83H243ZM256 82V81H255ZM254 82V83H255ZM260 82V81H259ZM258 82V83H259ZM260 82V83H261ZM117 83V82H116ZM119 83V82H118ZM223 84H224V81L222 82ZM114 84V83H113ZM121 84H124V83H121ZM222 84V85H223ZM232 84V83H231ZM237 84V83H236ZM239 84V83H238ZM112 85V84H111ZM125 85V84H124ZM128 85V84H127ZM127 85H125V87L127 86ZM209 85V84H208ZM217 85H219V84H217ZM257 86V88L259 89V86H258V84H254V86ZM260 85V84H259ZM262 85V84H261ZM98 86V87H97ZM120 86V85H119ZM123 85H121V87H122ZM231 86V85H230ZM129 87H131V86H129ZM210 87L212 88V86L210 85ZM226 87H228V86H226ZM261 88H260V90H263L264 88L262 87V86H260ZM132 88V87H131ZM191 88H193V90H192V93H191V95H190V92H189V99H185L186 101H187V103L188 104H190V106L188 105V108H186L187 107V105L186 104H183L184 103V96H187V94H188V91H190V89ZM220 88V87H219ZM218 88V89H219ZM237 88V87H236ZM263 88V89H262ZM121 89V88H120ZM127 89V90H126ZM126 91H130V89H128L127 87H126ZM207 89V88H206ZM209 89V88H208ZM207 89V90H208ZM97 90V91H96ZM122 90V89H121ZM197 90V93L195 94L194 92ZM201 90V89H200ZM206 90V91H207ZM210 90V89H209ZM212 90V89H211ZM211 90H210V92H211ZM220 90V89H219ZM219 90H217V92L219 93ZM234 90H235V88H234ZM233 90V91H234ZM254 90V89H253ZM255 90H257V89H255ZM259 90V91H260ZM111 91V90H110ZM123 91V90H122ZM204 91H205V89H204ZM203 91V92H204ZM216 91V90H215ZM228 91V90H227ZM131 92H133V89H131ZM130 92V93H131ZM199 92H202V91H199ZM208 92V91H207ZM209 92V93H210ZM213 92L214 91H212V94H213ZM221 92H225L226 93V91H220V94H221ZM237 91H235V93H236ZM249 92H250V90H249ZM252 92V91H251ZM258 91H256V93H257ZM117 93H119L118 91H117ZM117 93H114L113 95V97H115L116 96V94ZM127 93V92H126ZM228 93V92H227ZM248 93V92H247ZM262 93V92H261ZM124 94H125V92H124ZM128 94V93H127ZM159 94V95H160ZM199 94V93H198ZM203 94V93H202ZM215 94V93H214ZM240 94V93H239ZM239 94H237V95H239ZM250 94V93H249ZM118 95V94H117ZM121 95V94H120ZM137 94H134V95H132V96H136ZM142 95H140V97L142 98ZM160 95V96H161ZM167 95V96H166ZM219 94H217V96H218ZM222 95H223V93H222ZM233 95V94H232ZM237 95L235 94L234 95V98H236L237 97ZM251 95V94H250ZM253 95V94H252ZM251 95V96H252ZM109 98H110V93H109ZM125 96H128V95H125ZM130 96V95H129ZM129 96H128V98H129ZM157 96H158V94H157ZM199 96H202L201 94L199 95ZM221 96V95H220ZM225 96H226V94H225ZM224 95H223V98L225 97ZM227 96H230L229 94L227 95ZM226 96V97H227ZM240 96V95H239ZM242 96H244V95H242ZM113 97H111V98H113ZM117 97V96H116ZM115 97V98H116ZM119 97V96H118ZM138 97V96H137ZM140 97H139V99H140ZM210 97H215L214 95L212 96H210ZM219 97V96H218ZM233 97V96H232ZM231 97V98H232ZM246 97H248V95L246 96ZM114 98V99H115ZM126 98V97H125ZM132 98V97H131ZM131 98H130V100H131ZM154 98H155V96H154ZM160 98V97H159ZM162 98V97H161ZM188 98V97H187ZM203 98V97H202ZM216 98V97H215ZM215 98H213V100L215 99ZM229 99H230V97H228ZM244 98V97H243ZM117 99V98H116ZM151 99H153V98H151ZM150 99V100H151ZM209 99V98H208ZM240 99V98H239ZM106 100V99H105ZM104 100V101H105ZM113 100V99H112ZM120 100H122V97L120 98ZM127 100H129V99H127ZM162 100H165V99H162ZM167 100V99H166ZM169 100H167L168 102H169ZM222 100V99H221ZM224 100V99H223ZM231 100V99H230ZM229 100V101H230ZM119 101V99H117V101L116 102H118ZM124 101V100H123ZM138 101V100H137ZM143 101H145L146 102V100H145V98H143ZM143 101H141V102H143ZM158 101H161V100H158ZM114 102H115V100H114ZM115 102V103H116ZM131 102V101H130ZM152 102V101H151ZM163 102V104H164V102L165 101H162ZM168 102H167V104H168ZM201 102H202V100H201ZM126 103V102H125ZM124 103V104H125ZM131 103H133L132 105H135V102L133 101V99H132V102ZM150 103V102H149ZM154 103V102H153ZM186 103V102H185ZM219 103V102H218ZM218 103H216V104H218ZM18 104V105H17ZM118 104H120V103H118ZM117 104V105H118ZM137 104V103H136ZM157 104V103H156ZM159 104V103H158ZM161 104V103H160ZM165 104H166V102H165ZM169 104H171V103H169ZM168 104V105H169ZM202 104V106L204 105V103H201ZM207 104H208V102H207ZM214 104V103H213ZM213 104H211L210 105V103H209V107L208 108H210V106L212 107V105ZM104 105V106H103ZM116 105V104H115ZM131 105V104H130ZM138 105V109H141V110H143L144 108H145V106H147V105H145L144 106V102L143 103H139V104H137ZM186 107H185V106ZM215 105V104H214ZM150 106H151V104H150ZM160 106V105H159ZM171 108H172V106L171 105H169ZM106 107V106H105ZM119 107V106H118ZM121 107H122V105H121ZM137 107V106H136ZM149 107V106H148ZM153 107H154V104H153ZM162 107V106H161ZM166 107V106H165ZM173 107V108H174ZM204 107H205V105L202 107L203 109H204ZM219 107V106H218ZM110 108V107H109ZM115 108V107H114ZM120 108V107H119ZM131 108H132V106H131ZM130 108V109H131ZM164 108V107H163ZM176 108H174V109H176ZM111 109V108H110ZM122 109H123V107H122ZM146 109H147V107H146ZM153 109L154 108H152V111H153ZM157 109V108H156ZM159 109V108H158ZM165 109V108H164ZM173 109V110H174ZM180 109H177V110H180ZM212 108H210V110H211ZM213 109H214V107H213ZM221 109V108H220ZM219 109V110H220ZM226 109H227V107H226ZM104 110V109H103ZM102 110V111H103ZM115 110H117V108L115 109ZM125 110H126V107H125ZM124 109H123V111H125ZM127 110H128V108H127ZM126 110V111H127ZM133 110V109H132ZM155 110V109H154ZM163 110V109H162ZM172 110V111H173ZM183 110H180V112L181 111H183ZM207 110V109H206ZM205 109H204V111H206ZM215 110H216V107H215ZM101 111V112H102ZM106 110H104V112H105ZM108 111H110V110H108ZM118 111V110H117ZM125 111V112H126ZM134 111V110H133ZM146 111V110H145ZM164 111V110H163ZM169 111H171V110H169ZM171 111V112H172ZM212 111V110H211ZM217 111H218V109H217ZM227 111V110H226ZM234 111V110H233ZM155 112H156V110H155ZM171 112H169L170 114H172ZM174 112H175V110H174ZM198 112V111H197ZM236 112V111H235ZM107 113V112H106ZM111 113V112H110ZM122 113V112H121ZM120 113V114H121ZM129 113H131V111L129 112ZM138 113H140V112H138ZM138 113H137V115H138ZM149 113V112H148ZM153 113H154V111H153ZM179 113V112H178ZM199 113V112H198ZM198 113H197V115H198ZM204 113V112H203ZM203 113H200V114H203ZM206 113V112H205ZM211 113V112H210ZM210 113H208L207 112V114L209 115ZM238 113H239V111H238ZM112 114V113H111ZM119 114V115H120ZM123 114V113H122ZM134 114V113H133ZM150 114V113H149ZM155 114V113H154ZM160 114V113H159ZM158 114V115H159ZM168 114V113H167ZM170 114H168V115H170ZM187 114H186V116H187ZM236 114V113H235ZM100 115V114H99ZM105 115V114H104ZM110 115V114H109ZM127 115V114H126ZM141 115V114H140ZM151 116H152V112H151V114H150ZM150 115H148V116H150ZM182 115V114H181ZM180 115V116H181ZM196 115V116H197ZM207 115V116H208ZM219 115V114H218ZM222 115V114H221ZM93 116H96V115H93ZM103 116V115H102ZM114 116V115H113ZM133 116V115H132ZM132 116L130 115V117L132 118ZM144 116V115H143ZM155 116V115H154ZM164 116V115H163ZM176 116H177V114H176ZM175 116V117H176ZM186 116H184V118L186 117ZM192 116V115H191ZM200 116V115H199ZM203 116H204V114H203ZM194 117L195 119L193 120V119H191V121L193 120V122L194 123H200V122H202V123H200V125L201 124H204L203 123V121H205V119L206 118H208L209 117V119L212 117H210V116H206V118L205 117ZM220 116V115H219ZM15 117V118H16ZM120 117V116H119ZM136 117H138V116H136ZM169 117V116H168ZM214 117H215V115H214ZM236 117H237V115H236ZM241 117V116H240ZM239 117V118H240ZM97 118V117H96ZM165 118H166V116H164V119L163 120H165ZM178 118V117H177ZM180 118V117H179ZM183 118V117H182ZM189 118V117H188ZM205 118V119H204ZM213 118V117H212ZM217 118V117H216ZM98 119V118H97ZM103 119V118H102ZM101 119V120H102ZM105 119V118H104ZM129 119V118H128ZM133 119V118H132ZM167 119V118H166ZM169 120L171 119V117H169L168 118ZM173 119V118H172ZM171 119V120H172ZM186 119H187V117H186ZM186 119H183V120H185L186 121ZM218 119V118H217ZM220 119V118H219ZM4 120V119H3ZM11 120V119H10ZM149 120V119H148ZM152 120V119H151ZM160 120V119H159ZM176 120V119H175ZM174 120V121H175ZM179 120V119H178ZM188 120V119H187ZM214 120H216V119H214ZM135 121H136V119H135ZM165 121H167V120H165ZM173 121V122H174ZM189 121V120H188ZM209 120H207V121H205L206 122V125H207V122H208ZM10 122H12V120L10 121ZM160 122V121H159ZM168 122V121H167ZM171 122V121H170ZM176 123H177V121H175ZM180 121H178V123H179ZM190 122V121H189ZM217 122H218V120H217ZM220 122V121H219ZM13 123V122H12ZM98 123V122H97ZM176 123H175V126L174 127H177L176 126ZM177 123V124H178ZM214 123H216V122H214ZM214 123H212V124H214ZM93 124H94V122H93ZM182 124V123H181ZM184 124V123H183ZM192 124V123H191ZM198 124H197V127H199L198 126ZM209 124H211V119H210V121H209V123H208V127H207V129L208 128H210L209 127ZM220 124V123H219ZM98 125H101V124H98ZM168 125V124H167ZM166 125V126H167ZM173 125H174V123H173ZM187 125H188V123H187ZM205 125V124H204ZM203 125V126H204ZM218 125V124H217ZM225 125V127H226V124H224ZM180 126V125H179ZM178 126V127H179ZM186 126V125H185ZM194 126H196L195 124H194ZM193 126V127H194ZM202 126V125H201ZM202 126V127H203ZM214 126H216V125H214ZM220 126V125H219ZM219 126H217V127H215L216 129L219 127ZM221 126H222V123H221ZM97 127V126H96ZM183 127V126H182ZM188 127V126H187ZM205 127V126H204ZM203 127V128H204ZM100 128V127H99ZM169 128V127H168ZM214 128V127H213ZM215 128H214V130H215ZM221 128H223V126L221 127ZM227 130H229V128L230 127H228V125H227ZM182 129V128H181ZM205 130H206V128H204ZM157 130V129H156ZM164 131L165 132V130H164V128H163V126H162V129H161V131ZM168 130H170V128L168 129ZM184 130V129H183ZM191 130V129H190ZM197 130H200V129H198L197 128ZM196 130V131H197ZM218 130V129H217ZM219 130H222V129H219ZM224 130H225V132H226V134L228 133L227 132V130L224 128ZM223 130V131H224ZM94 131H96V130H94ZM94 131H92V132H94ZM160 131V132H161ZM167 131V130H166ZM172 131V130H171ZM170 131V132H171ZM178 131V130H177ZM176 131V132H177ZM192 131V130H191ZM211 131H213V130H211ZM216 131V130H215ZM230 131V130H229ZM159 132V133H160ZM182 132H184V131H182ZM198 132V131H197ZM202 132V131H201ZM200 131H199V133H201ZM206 132H208V131H206ZM205 131H204V133L205 134H203V132L201 133V134H203V136L205 137V135L207 136V133H206ZM98 133V132H97ZM186 133V132H185ZM191 133V132H190ZM189 133V134H190ZM213 133H214V131H213ZM212 133V134H213ZM218 133V132H217ZM217 133H215V134H217ZM22 135V137H20L21 139L20 140H22V141H20L21 143H19V144H16V142H15V144H12L13 142H14V139H13V142L11 143V144H6V142L4 141V140H6L7 138H8V140L10 139V138H13V137H15L16 135ZM85 134H87L86 136H85ZM92 134V133H91ZM158 134V133H157ZM166 134V133H165ZM164 134V135H165ZM168 134V133H167ZM174 134V133H173ZM172 134V135H173ZM188 134V133H187ZM187 134H183V135H187ZM188 134V135H189ZM214 134V135H215ZM90 135V134H89ZM94 135V134H93ZM163 135V136H164ZM187 135V136H188ZM208 135H210V134H208ZM213 135V136H214ZM230 135V134H229ZM96 136V135H95ZM161 136H162V132H161ZM166 136V135H165ZM168 136H169V134H168ZM181 136V135H180ZM193 136V135H192ZM192 136H190L191 138H192ZM199 136V135H198ZM212 136V135H211ZM216 136H218V134L216 135ZM215 136V138H217ZM223 136V135H222ZM245 136V135H244ZM247 136V135H246ZM244 137V138H238V139H241L242 141H244V142H246L245 140V138H247V137ZM17 137V136H16ZM19 137V136H18ZM182 137H184V136H182ZM208 137V136H207ZM210 137V136H209ZM208 137V138H209ZM221 137V136H220ZM219 137V138H220ZM228 137V136H227ZM226 137V138H227ZM243 137V136H242ZM95 138V137H94ZM97 138V137H96ZM166 138V137H165ZM168 138V137H167ZM186 138V137H185ZM211 138V137H210ZM215 138H213V139H215ZM218 138V140L217 141H219L220 139H222L223 137H221L220 139ZM225 138V137H224ZM89 140L91 139V137H89L88 138ZM87 139V140H88ZM177 139V138H176ZM192 139H194V138H192ZM197 139V138H196ZM207 139V138H206ZM245 139V140H244ZM93 140V139H92ZM95 140V139H94ZM93 140V141H94ZM180 140H182L183 142H185L184 140H183V138L182 139H180ZM198 140V139H197ZM210 140H212V139H210ZM223 140V139H222ZM92 141V142H93ZM189 141H191L190 140V138H189ZM206 141V140H205ZM208 141V140H207ZM214 141V140H213ZM241 141V142H242ZM248 141V140H247ZM8 142V141H7ZM85 142V143H84ZM88 142V141H87ZM91 142V143H92ZM97 142H99L98 140H97ZM166 142V141H165ZM169 142L171 143V140H169ZM187 142V141H186ZM192 142V141H191ZM198 142V141H197ZM214 142H216V141H214ZM222 142V141H221ZM237 142V141H236ZM244 142H242V143H244ZM262 142V141H261ZM260 142V143H261ZM89 143V142H88ZM90 143V144H91ZM170 143H168L167 142V144L168 145H166V147L168 148V150L169 151H174L175 149L173 148L174 146H176L177 145V143L174 145V146H172L173 144H170ZM181 143V142H180ZM180 143L178 144V145H180ZM194 143V142H193ZM204 143V142H203ZM213 143V142H212ZM233 143V142H232ZM247 143V142H246ZM264 142H262L261 144H262V146H264V144H263ZM87 144V143H86ZM191 144V143H190ZM197 144V143H196ZM240 144V143H239ZM245 144V143H244ZM261 144H259V146L261 145ZM83 145V146H82ZM97 145V144H96ZM153 145V144H152ZM154 149L157 147V148H159V150H161V149H164L162 146L163 145H165L164 143H163V141H159V143H154ZM177 145V146H178ZM184 145H186V144H184ZM199 145H200V143H199ZM202 145V144H201ZM205 145V144H204ZM204 145H203V147H204ZM211 145V144H210ZM217 145H218V142H217ZM217 145H216V147H217ZM228 145V144H227ZM230 145V144H229ZM228 145V146H229ZM241 145V144H240ZM81 146V147H80ZM94 146V145H93ZM99 146V145H98ZM176 146V147H177ZM188 146H189V144H188ZM194 146V145H193ZM197 146V145H196ZM195 146V147H196ZM221 146V145H220ZM231 147H232V145H230ZM230 146H229V148H230ZM236 146V145H235ZM245 146H246V144H245ZM88 147V146H87ZM91 147H92V144H91ZM96 147V146H95ZM181 147H183V146H181ZM180 147V148H181ZM190 147V146H189ZM223 147H225L224 145H223ZM223 147H221V148H223ZM97 148V147H96ZM153 148V147H152ZM179 148V146H178V150L180 149ZM201 148V147H200ZM206 148H208V147H206ZM210 148H212V147H210ZM217 148H220L219 146L217 147ZM216 148V149H217ZM221 148H220V150L219 151H221ZM225 148H228V147H225ZM224 148V150L226 151V152H224V153H226L228 156H229V154L227 153L228 151H227V149H225ZM228 148V149H229ZM234 148V147H233ZM232 148V149H233ZM262 148L263 147H261V148H257V149H261V151L260 152H258V153H261L262 152ZM99 149V152L100 153H102L101 152V150H100V148H98ZM182 149H184V147L182 148ZM189 149V148H188ZM194 149V148H193ZM196 149V148H195ZM215 148H214V152H215V150H216ZM236 149V148H235ZM243 149V148H242ZM32 150V151H31ZM33 150L35 151V152H33ZM77 150V149H76ZM80 150V149H79ZM81 150H82V148H81ZM84 150V149H83ZM82 150V151H83ZM95 150V149H94ZM156 151H157V149H155ZM159 150L157 151V152H159ZM165 150H167V149H165ZM161 151V152H166V151ZM207 150V149H206ZM209 150V149H208ZM207 150V151H208ZM212 150V149H211ZM96 151V150H95ZM154 151V150H153ZM169 151H167V152H169ZM172 151V153H174ZM176 151V150H175ZM190 151V150H189ZM199 151V153L200 152H202V151H200V150H198ZM204 151V150H203ZM207 151H205V153L204 154H202L203 155V158H204V156H205V154L207 153ZM240 151V150H239ZM238 151V152H239ZM255 152H256V150H254ZM258 151V150H257ZM264 151V150H263ZM27 152V153H26ZM30 152V153H29ZM31 152H33L32 154H31ZM80 152V151H79ZM98 152V153H99ZM160 152V153H161ZM176 152H178V151H176ZM175 152V155H177V153ZM188 152V151H187ZM194 152V151H193ZM196 152V151H195ZM211 151H208V154L210 153ZM229 152H230V149H229ZM235 152V151H234ZM53 153H59V156L57 157V159H53V156H52V154ZM99 153V154H100ZM171 153V154H172ZM178 153H180V152H178ZM182 153V152H181ZM198 153V152H197ZM216 153H219V152H216ZM223 153V152H222ZM237 153V152H236ZM252 153V152H251ZM92 154V153H91ZM94 154V156H95V152L93 153ZM103 154V153H102ZM101 154V155H102ZM159 156H160V154L159 153H157ZM193 154V153H192ZM207 154V155H208ZM212 154H214L213 152H212ZM212 154H211V157H213L212 156ZM221 154V153H220ZM226 154H223V157H224V155H226ZM232 154V153H231ZM230 154V155H231ZM234 154V153H233ZM239 154V153H238ZM256 154V153H255ZM262 154V156H263V153H261ZM56 155V154H55ZM80 155V154H79ZM81 155H83V157H84V154L83 153H81ZM100 155V156H101ZM165 155V154H164ZM163 155V156H164ZM169 155H170V153H169ZM174 155V158L175 159H177V156H175ZM194 155V154H193ZM199 155V154H198ZM216 155V154H215ZM237 155V154H236ZM241 155V154H240ZM239 155V156H240ZM252 155V154H251ZM253 155H254V152H253ZM258 155V154H257ZM57 156V155H56ZM94 156H92V157H94ZM97 156V155H96ZM166 156H167V154H166ZM165 156V157H166ZM171 156H173V154L171 155ZM187 156V155H186ZM191 156V155H190ZM189 156V157H190ZM200 156V155H199ZM244 156V155H243ZM243 156H242V158H243ZM260 156V155H259ZM15 157H17V158H19V159H21V163H13L14 162V158ZM91 157V158H92ZM102 157V156H101ZM158 157V156H157ZM165 157H164V159H165ZM178 157H179V155H178ZM181 157V156H180ZM201 157V156H200ZM200 157H198L197 156V160L200 158ZM208 157H210V156H208ZM216 157H218L219 159H222V160H219V161H221V162H219L220 163V165L218 166V168L219 167H221V169H222V171H220V169H219V171H218V173H215V172H212L210 175H209V172H207V171H205L206 169L204 168V167H206V166H201L200 164H194V166L193 165H191V167L189 168V166H188V168H186V166H185V164H183L182 162H183V160H185V158L182 160V165H184V166H181V168L179 169V171L180 170H182V168L184 169V168H186L185 170H187V171H185L186 173H189V172H192V173H196L197 171L199 172V171H201V170H203V168H204V172L203 171H201V173L203 172L204 174H205V172H207L208 173V175L209 176H207L208 178H206V179H208V182L209 181H211V183L212 182H214L213 180H222V179H226V180H224L223 182L225 183V181L227 182V183H230V182H233L234 183V181H229V179H231V176L233 175L234 177H235V175H234V171H235V174L236 173H238V172H240L239 170H241V168L242 169H246V167H247V159L244 161V158H245V156H244V158H243V161H239L238 162V160L237 159H232V161L234 162V160L237 162L236 163V165L235 164H231V165H234L233 167L230 165V162H231V160L230 161H228V159L226 160H224L223 158H220V156H217L216 155ZM221 157H222V154H221ZM237 156H235V158H236ZM249 157V156H248ZM56 158V157H55ZM97 158H99V155H98V157ZM96 158V160H98ZM104 158V157H103ZM156 158V157H155ZM167 158V157H166ZM173 158V159H174ZM206 158H207V156H206ZM225 158V157H224ZM227 158V157H226ZM229 158V157H228ZM234 158V157H233ZM238 158V157H237ZM242 158L240 159V157H239V159L240 160H242ZM250 158V157H249ZM252 158V157H251ZM254 158H255V155H254ZM253 158V159H254ZM170 159V158H169ZM179 159V158H178ZM190 159V158H189ZM196 159V158H195ZM87 160V159H86ZM93 160V159H92ZM108 160V159H107ZM145 160V159H144ZM147 160V159H146ZM157 160V159H156ZM180 160V159H179ZM199 160H201V159H199ZM208 160V159H207ZM218 160V159H217ZM262 160H264V159H262ZM166 161V160H165ZM170 160H168L167 162L168 163H170V164H168V166H167V162H165V165L167 166H165V168H168L169 167V165H171L172 164V162H173V164H174V160L173 161H170ZM195 161V160H194ZM256 161V160H255ZM17 162V161H16ZM19 162V161H18ZM142 162H143V159H142ZM148 162V161H147ZM159 163H160V161H158ZM157 162V164H159ZM186 162V161H185ZM191 162H193V160L191 161ZM197 162V161H196ZM199 162V161H198ZM203 162V161H202ZM202 162H200L201 164H203ZM212 162V161H211ZM233 162H231V163H233ZM11 163V164H10ZM86 163V162H85ZM88 163H90V161L89 162H87V164ZM121 163V162H120ZM177 163H179V162H176L175 164H177ZM253 163V162H252ZM256 163H257V161H256ZM256 163H255V165H252L251 167L253 168L254 167V169L256 168L255 166H257L256 165ZM261 163H262V161H261ZM98 164V163H97ZM143 164V163H142ZM111 165V164H110ZM138 165V164H137ZM163 165H164V162H163ZM162 165V166H163ZM188 165H189V163H188ZM217 165V164H216ZM145 166V165H144ZM156 166V165H155ZM160 167H162L161 165H159ZM177 167H178V164L176 165ZM214 166V165H213ZM230 166H231V168H230ZM113 167V166H112ZM143 167V166H142ZM160 167H159V170L156 168V171L158 170V171H160L161 169H163V167L160 169ZM173 167H174V165H173ZM7 168V167H6ZM108 168V167H107ZM109 168H110V166H109ZM155 168V167H154ZM214 168V167H213ZM249 168V167H248ZM5 169V168H4ZM3 169V170H4ZM168 169H170V167L168 168ZM168 169H166V170H168ZM172 169V168H171ZM176 169V168H175ZM175 169H172L171 170V173H174L175 175L174 176H176V175H183V174H181L180 172H178L177 171V169L175 170ZM208 169V168H207ZM254 169H253V171H254ZM76 170V171H75ZM216 170H218V169H216ZM238 170V171H237ZM244 170H242V171H244ZM247 170V169H246ZM256 171H257V169H255ZM2 171V170H1ZM6 171V170H5ZM20 171L18 172V173H20ZM46 173H45V172ZM70 171V172H69ZM75 171V172H74ZM155 171V170H154ZM153 171V172H154ZM162 171V170H161ZM169 171V170H168ZM168 171H166V172H168ZM172 171H174V172H172ZM176 171V172H175ZM241 171V172H242ZM33 172V171H32ZM32 172H30V173H32ZM42 172H43V174H42ZM164 172V171H163ZM170 172V171H169ZM197 172V173H198ZM6 173V172H5ZM29 173V172H28ZM128 173V172H127ZM134 173V172H133ZM159 173V172H158ZM162 173V172H161ZM170 173V174H171ZM185 173V174H186ZM196 173V174H197ZM200 173V172H199ZM201 173L199 174V175H201ZM206 173V174H207ZM257 172H255V174H256ZM81 174V173H80ZM83 174V173H82ZM117 174V173H116ZM244 174H246V173H244ZM251 174V173H250ZM8 175H11V173L10 174H8ZM17 175V174H16ZM23 175V174H22ZM28 175V174H27ZM32 175H35V174H33L32 173ZM77 175V174H76ZM157 175V174H156ZM155 175V176H156ZM190 174H188V176H189ZM203 175V174H202ZM237 175V174H236ZM246 175H248V173L246 174ZM246 175H244L245 177H247ZM257 175V174H256ZM255 175V176H256ZM261 175V174H260ZM260 175H257L256 177H254V179H256V178H259L260 177ZM262 175H264L263 173H262ZM7 176V175H6ZM13 176H14V174H13ZM58 176H60V177H58ZM89 176V175H88ZM105 176V175H104ZM135 176V175H134ZM160 176V175H159ZM173 176V175H172ZM187 176V175H186ZM191 176V175H190ZM196 176V175H195ZM204 177H205V175H203ZM238 176V175H237ZM242 176V175H241ZM244 176H242V178L244 179L245 177ZM252 176V175H251ZM31 177V176H30ZM85 177V176H84ZM123 177V176H122ZM127 177V176H126ZM125 177V178H126ZM149 177H150V175H149ZM151 177H153V176H151ZM179 177V176H178ZM249 177V176H248ZM78 178V179H77ZM89 178H90V176H89ZM92 178V177H91ZM127 178H129V177H127ZM145 178V177H144ZM143 178V179H144ZM148 178V177H147ZM175 178V177H174ZM181 178L182 177H180V180H181ZM238 180H239V178L241 179V180H243L240 176H239V178L238 177H236ZM250 178V177H249ZM3 179H4V177H3ZM3 179L1 178V174H0V181L2 180L3 181ZM20 179V178H19ZM122 179V178H121ZM154 179V178H153ZM156 179V178H155ZM161 179V178H160ZM159 179V180H160ZM196 179V178H195ZM200 178H198V180H199ZM201 179H202V177H201ZM200 179V180H201ZM234 179V178H233ZM252 179V178H251ZM260 179H262V180H260ZM258 181L257 180H254V181H256L255 183H254V186H253V183L252 184H250V186L252 185L253 186V188L254 189H259V191H264V176L263 177H261ZM126 180V179H125ZM142 180V179H141ZM147 180V179H146ZM180 180H178V181H180ZM203 180V179H202ZM97 181V180H96ZM127 181V180H126ZM158 181V180H157ZM166 181V180H165ZM174 181V180H173ZM172 181V182H173ZM196 181V180H195ZM206 181V180H205ZM204 181V182H205ZM217 181H215V182H217ZM236 181V180H235ZM251 181V180H250ZM253 181V180H252ZM4 182V181H3ZM146 182V181H145ZM160 182H162V186H161V188L163 189V184H164V181H160ZM177 182V181H176ZM184 182L185 183H187L185 180H184ZM191 182H193V181H191ZM203 181H200V183H195V185H193V187H192V196L193 197H196V198H199V197H202V198H199L200 200L199 201H202L203 200V198L205 197V196H207L206 194H207V190H210L209 188H207L206 187V185H207V183L205 184ZM11 183H12V181H11ZM10 183V184H11ZM14 183V182H13ZM12 183V184H13ZM18 183V182H17ZM35 183H37V184H35ZM108 183V182H107ZM142 183V182H141ZM166 183H168V182H166ZM219 184H220V181L218 182ZM240 183V182H239ZM238 183V184H239ZM8 184V183H7ZM35 184V185H34ZM89 184V183H88ZM121 184V183H120ZM160 184V183H159ZM191 184V186H192V184L193 183H190ZM226 184V183H225ZM224 184V186H226ZM232 184V183H231ZM237 184V185H238ZM241 184V183H240ZM245 184V183H244ZM17 185H19V184H17ZM73 185V186H74ZM103 185V184H102ZM123 185V184H122ZM161 185V184H160ZM173 185V184H172ZM182 185V184H181ZM209 185H210V182H209ZM214 185V184H213ZM227 185H230V184H227ZM233 185V184H232ZM231 185V186H232ZM236 185V186H237ZM63 186V185H62ZM157 186H159V185H157ZM164 186H166V185H164ZM220 186V185H219ZM255 186H256V188H255ZM8 187V186H7ZM12 187H14V184H13V186ZM66 187V186H65ZM78 187V186H77ZM89 187V186H88ZM143 187V186H142ZM141 187V188H142ZM209 187V186H208ZM222 187V186H221ZM242 187V186H241ZM240 187V188H241ZM246 188L247 187H249V186H245ZM19 188V187H18ZM35 188H40V187H35ZM67 188H69V187H67ZM67 188H65V191H64V189H63V191L62 192H65V194H63V195H65V197L70 201V203L69 204H71V205H73V204H78L79 202L81 203V202H83L84 201V198L83 197H81V196H79V195H77L76 193H74L73 191H71V190H69V189H67ZM74 188V187H73ZM116 188H117V186H116ZM165 188V187H164ZM181 188V187H180ZM191 188V187H190ZM215 188V187H214ZM234 188V187H233ZM232 188V189H233ZM244 188V187H243ZM250 188V187H249ZM252 188V189H253ZM2 189V188H1ZM15 189H16V187H15ZM23 189H22V191H23ZM75 189V188H74ZM109 189V188H108ZM158 189V188H157ZM166 189V188H165ZM175 189V188H174ZM224 189H227V188H217V186H216V190L214 191V192H212V191H208V193L209 192H212V193H215L216 194V191H217V193L219 192V194L220 193H222V191H223V193H225V191H224ZM231 190V188H229V186H228V190ZM261 189V190H260ZM9 190V189H8ZM25 190V191H26ZM39 190V189H38ZM38 190L36 191V192H38ZM41 190V189H40ZM88 190V189H87ZM167 190V189H166ZM240 190V189H239ZM17 191V190H16ZM42 191V190H41ZM108 191V190H107ZM116 191V190H115ZM161 191V190H160ZM173 191H175V190H173ZM180 191H182V190H180ZM179 191V192H180ZM187 191V190H186ZM232 191V190H231ZM230 191V192H231ZM258 191V192H259ZM34 192V191H33ZM35 192V193H36ZM77 192H78V188H77ZM80 192V191H79ZM119 192V191H118ZM168 192H169V187H168ZM176 192V191H175ZM234 192V191H233ZM238 192V191H237ZM237 192H236V194H237ZM240 192V191H239ZM244 192V191H243ZM242 192V193H243ZM253 192V191H252ZM1 193V192H0ZM23 193V192H22ZM43 193V192H42ZM45 193V192H44ZM83 193V192H82ZM111 193V192H110ZM116 193V192H115ZM120 193V192H119ZM137 193H139V192H137ZM167 193V192H166ZM170 193H171V191H170ZM181 193H183V192H181ZM180 193V194H181ZM212 193H211V195H212ZM222 193V194H223ZM228 193V192H227ZM227 193H225L227 196H228V194ZM241 193V192H240ZM241 193V194H242ZM245 193V192H244ZM248 193V192H247ZM25 194V193H24ZM33 194V193H32ZM79 194H81V193H79ZM121 194V193H120ZM171 194H174V193H171ZM179 194V195H180ZM197 194V195H196ZM214 194V195H215ZM221 194V195H222ZM234 194V193H233ZM233 194H232V198L231 199H229V198H223L225 201L223 202V203H221L222 205H221V209L222 208H224V206L226 207V212H225V215L223 214V213H221V214H215V224H218V223H223V224H225V225H227L226 226V228L227 229H229V227H228V225H230L231 224V227H232V225H236L237 224V219H239V217H238V215L239 214H241L242 215V213H240V212H242V211H240L239 212V214L237 213L238 212V210H237V212H236V210H235V212H236V214L233 212V214L232 213H230V214H232L231 216H230V219H228L229 217H227V215L229 214H227V212H229L232 208H231V206L236 202V197H239V196H237V195H239V194H237L236 196L234 195L233 196ZM252 194H254V193H252ZM259 194V193H258ZM210 195V194H209ZM213 195V196H214ZM243 195V194H242ZM242 195H240V197L242 196ZM245 195V194H244ZM113 196V195H112ZM117 196V195H116ZM144 196H146V195H144ZM181 196V195H180ZM187 196V195H186ZM198 196V197H197ZM218 196V195H217ZM223 196V195H222ZM221 196V197H222ZM226 196V197H227ZM231 196V195H230ZM229 196V197H230ZM253 196V195H252ZM261 196V195H260ZM65 197H63L62 199H65ZM165 197H166V195H165ZM225 197V196H224ZM242 197H244V196H242ZM249 197V196H248ZM259 197V196H258ZM257 197V200H260L259 198ZM86 198V197H85ZM109 198H111L110 196H109ZM117 198H118V196H117ZM122 198V197H121ZM129 198V197H128ZM130 198H132V197H130ZM212 198V197H211ZM211 198H210V200H211ZM214 198V197H213ZM254 198H256V197H254ZM2 199V198H1ZM5 199V198H4ZM12 199V198H11ZM58 199V198H57ZM61 199V200H62ZM108 199V198H107ZM123 199V198H122ZM187 199V198H186ZM202 199V200H201ZM217 200H218V198H216ZM222 199V198H221ZM240 199V198H239ZM243 199V198H242ZM3 200V199H2ZM15 200V199H14ZM31 200V199H30ZM124 200V199H123ZM125 200H128V199H125ZM124 200V201H125ZM195 200V199H194ZM205 200V199H204ZM209 200V201H210ZM220 200V199H219ZM238 200V199H237ZM262 200V199H261ZM261 200H260V202H261ZM11 201V200H10ZM32 201V200H31ZM58 201V200H57ZM116 201H117V199H116ZM115 201V202H116ZM120 201V200H119ZM135 201H136V199H135ZM192 201V200H191ZM197 201V200H196ZM221 201V200H220ZM240 201H242V200H240ZM240 201H238V203H239V205H240ZM256 201V200H255ZM16 202V201H15ZM15 202H14V204H15ZM61 202V201H60ZM89 202V201H88ZM105 202V201H104ZM132 202V201H131ZM137 202H139V200L137 201ZM137 202H134V203H132V208H135V206H137L136 207V209H138V203ZM140 202H142V201H140ZM219 202V201H218ZM99 203V202H98ZM121 203V202H120ZM196 203V202H195ZM202 203V202H201ZM201 203H200V206H201ZM237 203V204H238ZM34 204V203H33ZM32 204V205H33ZM61 204H62V202H61ZM83 204V203H82ZM85 204V203H84ZM116 204V203H115ZM127 204H129V206H131L130 205V202H128ZM142 204H143V202H142ZM146 204V203H145ZM191 204H192V202H191ZM197 204V203H196ZM206 204V203H205ZM263 204V203H262ZM11 205V204H10ZM55 205H57V204H55ZM59 205V204H58ZM58 205L56 206L57 207V209H59L58 208ZM68 205V204H67ZM80 205V204H79ZM90 205V204H89ZM112 205V204H111ZM110 205V206H111ZM202 205H204V204H202ZM212 205V204H211ZM217 205V204H216ZM61 206V205H60ZM74 206V205H73ZM72 206V207H73ZM121 206V205H120ZM123 206V205H122ZM124 206H126V205H124ZM140 206H141V204H140ZM144 206V205H143ZM199 206V207H200ZM237 206V205H236ZM20 207V206H19ZM18 207V208H19ZM31 207V206H30ZM39 207H38V209H39ZM63 207H65V206H63ZM68 207H70V205H68L67 206V208ZM104 207V206H103ZM119 207V206H118ZM193 207H195V206H193ZM205 207V206H204ZM229 207L231 208L230 210H228L229 209ZM238 207V206H237ZM237 207H236V209H237ZM253 207H254V202H253ZM253 207H252V203H251V206H250V208H249V212H250V210L251 209H253ZM13 208H14V206H13ZM22 208H23V206H22ZM61 208V207H60ZM89 208V207H88ZM145 208V207H144ZM208 208H210V209H208V210H210L211 212L212 211H216L217 210V208H218V206H215V204L213 205V206H210L209 205V207ZM239 208V207H238ZM264 208V207H263ZM32 209V208H31ZM40 209V210H41ZM48 209V210H49ZM56 209V210H57ZM69 209V208H68ZM95 209V208H94ZM93 209V210H94ZM97 209V208H96ZM95 209V210H96ZM126 209V208H125ZM129 209V208H128ZM140 209H143V208H141L140 207ZM154 209H156V208H154ZM154 209H153V211H154ZM185 209V208H184ZM203 209V208H202ZM234 209V208H233ZM240 209V208H239ZM244 209H245V207H243L242 206V210L244 211ZM260 209H262V208H260ZM39 210V211H40ZM48 210H46V211H48ZM63 210V209H62ZM73 210H76L75 208L73 209ZM92 210V211H93ZM123 210V209H122ZM143 210H145V209H143ZM157 210V209H156ZM193 210V209H192ZM199 210H201V207H200V209ZM205 209H203V211L201 210V212H203V214H204V211ZM220 210V208L218 209V211ZM37 211V210H36ZM37 212V214L38 213H40V212ZM51 211H53V210H50L49 212H51ZM64 211H67V210H64ZM63 211V212H64ZM118 211V210H117ZM148 210L146 209V212H147ZM221 212L223 211V210H220ZM232 211V210H231ZM245 211H247L248 212V209L246 208L245 209ZM254 211V210H253ZM258 211V210H257ZM264 211V210H263ZM48 212V213H49ZM54 212H57V211H54ZM60 212H62V211H60ZM71 212V211H70ZM103 212V211H102ZM121 212H123V211H121ZM120 212V213H121ZM134 212V211H133ZM143 212V211H142ZM195 212V211H194ZM193 212V213H194ZM198 212V211H197ZM260 212H262V211H260ZM33 213V212H32ZM44 213V212H43ZM47 213V212H46ZM58 213V212H57ZM124 213V212H123ZM122 213V214H123ZM140 213V212H139ZM148 213V212H147ZM161 214L163 213V212H160ZM159 213V214H160ZM210 213V212H209ZM209 213H208V215H209ZM245 213V212H244ZM263 213V212H262ZM262 213H261V215L260 216H262ZM1 214V213H0ZM53 214V213H52ZM101 214V213H100ZM112 214H113V212H112ZM125 214H129V213H126L125 212ZM150 215H152L151 214V212L149 213ZM156 214H157V212H156ZM159 214H157V215H159ZM160 214V216L158 217H156L157 219H159L160 217H165V216H162ZM164 214V213H163ZM206 215H207V213H205ZM211 214V213H210ZM223 214V215H222ZM234 214L235 215H237V217H235L234 216ZM255 214H257V212H255ZM258 214H259V211H258ZM29 215V214H28ZM42 215V214H41ZM44 215H45V213H44ZM47 215V214H46ZM58 215V214H57ZM140 215V214H139ZM143 215V216H142ZM148 215V214H147ZM146 214L144 215V214H141V216H140V218L138 219V222H140V223H142V226L145 224V223H147L146 225H148V222H149V220H153L154 221V217H150V218H147V217H145V216H147ZM212 215H213V213H212ZM264 215V214H263ZM52 216V215H51ZM70 216V215H69ZM122 216H124V215H122ZM193 216V215H192ZM211 216V215H210ZM229 216V215H228ZM233 216L235 217V218H233ZM243 216H245V215H243ZM33 217V216H32ZM44 217H46V216H43V218ZM62 217H64V216H62ZM75 216H73L72 218H74ZM80 217V216H79ZM113 217H114V215H113ZM135 217V216H134ZM133 217V218H134ZM171 217V216H170ZM170 217H168L167 219L169 220V218ZM174 217V216H173ZM197 217V216H196ZM209 217V216H208ZM35 218H36V216H35ZM54 218H55V216H54ZM131 218L132 217H129V219H127V222H129L130 220H131ZM138 218V216L137 217H135V219H137ZM166 218V217H165ZM207 218V217H206ZM248 218V217H247ZM253 218H254V216H253ZM59 219V218H58ZM110 219V218H109ZM122 219V218H121ZM135 219L134 220H132L133 222H136L135 221ZM156 219V220H157ZM173 218H171L170 220H172ZM175 219V218H174ZM172 220V221H175V220ZM181 219V218H180ZM180 219H178V220H180ZM199 219H200V217H199ZM214 219V218H213ZM256 219V217L253 219V221H251V223L249 224H241L242 226L244 225V227L242 228V226L240 225V224H238L237 226L239 227V225L241 226V228L239 229V232L238 233H240V230H245L244 228H246V229H248V228H251V226H252V224L254 225V226H257L258 224V222H254V220ZM260 219V218H259ZM259 219H257V220H259ZM50 220V219H49ZM53 220V219H52ZM77 220V219H76ZM81 220V219H80ZM107 220V219H106ZM122 220H124V219H122ZM129 220V221H128ZM160 220V219H159ZM157 220V222H160V221H162V220ZM168 220H167V222H168ZM201 220V219H200ZM211 220V219H210ZM228 220H231V221H228ZM252 220V219H251ZM40 221V220H39ZM42 221H48V220H46V219H44V220H42ZM63 221V220H62ZM152 221V222H153ZM165 221V220H164ZM164 221H163V226H164V224L165 223H167V222H165L164 223ZM188 221V220H187ZM198 221V220H197ZM264 220H262V221H260L259 222V225H261L260 226V228L262 227V230H263V233H262V236L261 237H258V236H254L253 234L250 236L249 234H248V236H247V234H245V233H243V234H245V235H233V234H230V236L228 235L227 236V231L226 230H224V232H226V234H224V233H221L220 231H218V232H220L222 235H214L215 236V238L217 237L218 238V236H223L222 237V241H225L226 239H227V243L225 244L226 245V248H224L225 250L226 249H228V250H230L231 251V253L233 252V251H236V249L238 248L239 249V247H237V246H240V247H243L241 250L242 251H244V248H248V249H251V250H256V249H258L259 247H263V249L261 250L262 251V253L261 254H258L259 256L261 255V256H264V224L262 223ZM50 222H52V221H50ZM56 222H57V220H56ZM64 222V221H63ZM82 222H83V219H82ZM117 222V221H116ZM115 222V223H116ZM125 222V221H124ZM126 222V223H127ZM152 222L150 221V223L152 224ZM177 222V221H176ZM181 222V221H180ZM189 222V221H188ZM192 222H193V220H192ZM195 222V221H194ZM54 223V222H53ZM72 223V222H71ZM84 223V222H83ZM82 223V224H83ZM109 223V222H108ZM144 223V224H143ZM162 223V222H161ZM168 223H171V222H168ZM175 223V222H174ZM183 223V222H182ZM182 223H180V224H182ZM241 223H242V221H241ZM37 224V223H36ZM36 224H35V226H36ZM42 224H44V223H42ZM42 224H40V225H42ZM57 225H58V223H56ZM56 224H55V229H56ZM60 225H61V223H59ZM81 224V225H82ZM91 224V223H90ZM89 224V225H90ZM121 225H123L122 223H120ZM128 224H130V222L129 223H127V224H125V227L126 226H128ZM137 223H135V225H136ZM158 224V223H157ZM155 222H154V225H157ZM177 225H178V223H176ZM189 224V223H188ZM190 224H192L191 223V221H190ZM197 224V223H196ZM199 224V223H198ZM209 224H211V222L209 223ZM39 225V227H42L43 228V226H40ZM87 226H88V223L86 224ZM86 225H85V227H86ZM131 225H132V222H131ZM130 225V226H131ZM159 225V224H158ZM169 225V224H168ZM176 225V226H177ZM224 225V226H225ZM54 226V225H53ZM59 226V225H58ZM84 226V225H83ZM103 226H104V224H103ZM117 226V225H116ZM124 226V225H123ZM133 226H134V224H133ZM137 226V225H136ZM136 226H134V229H135V227ZM140 226V224L138 225V227ZM145 226V225H144ZM152 226H153V224H152ZM173 226L175 227V224H173ZM186 226V225H185ZM198 226V225H197ZM202 226V225H201ZM200 226V227H201ZM217 226V225H216ZM254 226H252L253 228H254ZM9 227V229L11 228V226L9 225L8 226ZM102 227V226H101ZM100 227V228H101ZM112 227V226H111ZM141 227V226H140ZM165 227H167V225H165ZM178 227V226H177ZM176 227V228H177ZM196 227V226H195ZM195 227H194V230H195ZM208 227V226H207ZM214 227V226H213ZM218 227V226H217ZM231 227H230V229H231ZM237 227V228H238ZM32 228H34L33 226H32ZM38 228V227H37ZM37 228H36V230H37ZM48 228V227H47ZM99 228V229H100ZM108 228H110V227H108ZM118 228V227H117ZM124 228V227H123ZM132 228V227H131ZM137 228V227H136ZM146 228V227H145ZM155 228V227H154ZM158 228V227H157ZM190 228V227H189ZM197 228V227H196ZM209 228V227H208ZM220 228H221V226H220ZM14 229V228H13ZM59 229V228H58ZM61 229V228H60ZM86 229H87V227H86ZM90 229V228H89ZM115 229V228H114ZM122 229V228H121ZM128 229V228H127ZM143 229V228H142ZM179 229V228H178ZM191 229V228H190ZM216 229V228H215ZM235 230H236V228H234ZM256 229V228H255ZM3 230H4V228H3ZM12 230V229H11ZM25 230H26V228H25ZM30 230V229H29ZM28 230V231H29ZM49 230V229H48ZM82 230L84 231V228L82 227ZM105 230H106V228H105ZM107 230H109V229H107ZM117 230V229H116ZM119 230H120V228H119ZM124 230V229H123ZM122 230V231H123ZM137 230V229H136ZM135 230V231H136ZM140 230V229H139ZM154 230V229H153ZM159 230H161V231H163V232H165L164 231V229L162 230V228L161 229H159ZM176 230V229H175ZM198 230V229H197ZM200 230V229H199ZM204 230V229H203ZM221 230H222V228H221ZM2 231V230H1ZM0 231V232H1ZM5 231V230H4ZM13 231H15V230H13ZM51 231H52V229H51ZM121 231V230H120ZM134 231V232H135ZM138 231V230H137ZM143 231H144V229H143ZM160 231V232H161ZM174 231V230H173ZM184 231V230H183ZM201 231H202V229H201ZM200 231V232H201ZM205 231V230H204ZM208 231V230H207ZM206 231V232H207ZM231 231V230H230ZM241 231V232H242ZM254 231V230H253ZM20 232V231H19ZM18 232V233H19ZM22 232V231H21ZM34 232V231H33ZM63 232V231H62ZM80 232V231H79ZM97 232V231H96ZM108 232V231H107ZM125 232V231H124ZM123 232V233H124ZM145 232H147V234H151L152 233V240H153V231H152V229H151V231L149 230V229H146L145 230ZM154 232H156V231H154ZM158 232V231H157ZM180 232V230L178 231V233ZM186 232H187V229H186ZM195 232H196V230H195ZM209 232V231H208ZM244 232V231H243ZM247 232V231H246ZM252 232V231H251ZM12 233V232H11ZM15 233V232H14ZM60 233H61V231H60ZM87 233V232H86ZM104 233V232H103ZM112 234V233H115V232H112V231H110L109 232V234ZM127 233V232H126ZM131 233V232H130ZM137 233V232H136ZM135 233V234H136ZM141 233V232H140ZM174 233V232H173ZM177 233V232H176ZM184 233V232H183ZM190 233V232H189ZM260 233V232H259ZM2 234V233H1ZM10 234V231L9 230H7L6 229V231L5 232H3V234H2V236H3V240L5 241H1L0 242V261H3L4 259H6V258H8V257H10V260H11V258H13V256H15L14 254L16 253V255H17V253L19 254V255H17L16 256V258H13V263H11L12 261H9L8 260V262L7 263H5V264H25V262H27V261H29V259H30V255H33V253H35L36 251H32V249L30 248V249H28L27 248V246H29V245H27L26 244V240H24V236H22L23 237V239H22V237L20 236V238H18V239H15V237H14V239H13V241H11L10 240V236H12V234L11 235H9ZM54 234V232L52 233V235ZM57 234V233H56ZM80 235H81V233H79ZM119 234V233H118ZM128 234V233H127ZM139 234V233H138ZM158 233H156V235H157ZM165 234V233H164ZM167 234H169V233H167ZM195 234V233H194ZM201 234V233H200ZM229 234V233H228ZM236 234V233H235ZM240 234H242V233H240ZM256 234V233H255ZM50 235V234H49ZM62 235V234H61ZM60 235V236H61ZM63 235H65V233H63ZM70 235V234H69ZM69 235H67L68 237H67V239H70L69 238ZM77 235V234H76ZM104 235V234H103ZM102 235V236H103ZM114 235V234H113ZM121 235V239H122V234H120ZM131 235H132V233H131ZM134 235V234H133ZM142 235H143V233H142ZM141 235V236H142ZM170 235V234H169ZM169 235H167L168 236V238H171L172 236H170L169 237ZM175 235V234H174ZM179 235V234H178ZM177 235V236H178ZM188 235V234H187ZM18 236V237H19ZM56 236V235H55ZM77 236H79V235H77ZM88 236L90 237V234H89V232H88ZM93 236H94V234H93ZM115 236V235H114ZM137 236V235H136ZM139 236H140V234H139ZM155 236V235H154ZM176 236V235H175ZM181 236H183V234H182V232H181ZM197 236V235H196ZM17 237V236H16ZM66 237V236H65ZM73 237V236H72ZM86 237V236H85ZM135 237V236H134ZM145 237V236H144ZM144 237H142L143 239H144ZM149 237V236H148ZM164 237H166L165 235H164ZM185 237V236H184ZM183 237V238H184ZM191 237V236H190ZM204 237V236H203ZM207 237V236H206ZM55 238H60L59 237V235H58V237H55ZM63 238H64V236H63ZM62 238V239H63ZM79 238H81V237H79ZM91 238V237H90ZM117 238V237H116ZM120 238V237H119ZM131 238V237H130ZM136 238H138V237H136ZM136 238H134V239H136ZM146 238H147V236H146ZM146 238L144 239V240H146ZM167 238V237H166ZM166 238H163L162 237V239L161 240H165ZM182 238V237H181ZM181 238H179V239H177V238H175V240L177 239L178 241L179 240H181ZM188 238V237H187ZM186 237H185V240L187 239ZM220 238V237H219ZM261 238V239H260ZM50 239H52L51 237H50ZM76 239V238H75ZM86 239H87V237H86ZM92 239V238H91ZM148 239L150 240V238H147V240L146 241H148ZM173 239H174V236H173ZM193 239V238H192ZM191 239V240H192ZM196 239V238H195ZM206 239V238H205ZM210 239H212V237H210ZM213 239H214V237H213ZM9 241V242H7V241ZM29 240V239H28ZM81 240H83V239H81ZM84 240H85V238H84ZM83 240V241H84ZM119 240V239H118ZM156 240H157V238H156ZM157 241V242H159V243H163V241ZM172 240V239H171ZM190 240V241H191ZM219 240V239H218ZM221 240V239H220ZM65 241H66V239H65ZM93 241H94V239H93ZM100 241V240H99ZM142 241V240H141ZM167 241V240H166ZM173 241V240H172ZM181 241H184V240H181ZM196 241V240H195ZM212 241V240H211ZM210 241V242H211ZM29 242V241H28ZM27 242V243H28ZM89 242H91V241H89ZM88 241L86 242V244L87 243H89ZM103 242H104V240H103ZM130 242H132V241H130ZM130 242L129 243H127L128 244V246L130 245ZM140 242V241H139ZM165 242V241H164ZM170 242V241H169ZM192 242V241H191ZM218 242V241H217ZM220 242V241H219ZM92 244L91 245H93L94 244V242H91ZM111 243V242H110ZM126 243V242H125ZM144 243V242H143ZM173 243H175L174 241H173ZM177 243V242H176ZM194 243V242H193ZM221 243V242H220ZM223 243V242H222ZM30 244V243H29ZM84 244V243H83ZM82 244V245H83ZM105 244V243H104ZM104 244H102V245H104ZM127 244H126V246H127ZM133 244V243H132ZM131 244V245H132ZM152 244H154V242L152 243ZM151 244V245H152ZM167 244H169V243H167ZM192 244V243H191ZM209 244V246H210V248H208V246L206 247V248H204V247H201V245L199 246V250H203V252H204V254L205 253H207V254H209L210 252H213V251H217L218 249L216 248H212L211 247V245L212 244H210V243H208ZM218 244V243H217ZM31 245V244H30ZM57 245V244H56ZM91 245H89V246H91ZM101 245V244H100ZM101 245V246H102ZM106 245L108 246V244H107V242H106ZM113 245V244H112ZM115 245V244H114ZM121 245H122V243H121ZM131 245H130V247H131ZM150 245V244H149ZM161 245H163L164 246V244H161ZM157 246V247H159V248H162V246ZM187 243L185 242H183L180 246H179V244H178V246L176 247L177 249L176 250H179V251H183L184 249H187V246L189 245H187ZM224 245V244H223ZM66 246H67V244H66ZM123 246H125V245H123ZM126 246H125V249H126ZM127 246V247H128ZM135 246V245H134ZM139 246H141V245H139ZM146 246V245H145ZM175 246L176 245H172L171 247H174L175 248ZM198 246V244L196 245V247ZM213 246V245H212ZM214 246H216V244L214 245ZM221 246V245H220ZM30 247V246H29ZM31 247H32V245H31ZM83 247H84V245H83ZM86 247L88 248V246L86 245ZM92 247H94V246H92ZM109 247V246H108ZM107 247V248H108ZM136 247V246H135ZM141 247H143V246H141ZM153 247V246H152ZM157 247H156V249H157ZM166 247V246H165ZM189 247H190V245H189ZM217 247V246H216ZM60 248V247H59ZM96 248V247H95ZM97 248H99V247H97ZM134 248V247H133ZM140 248V247H139ZM149 248H150V246H149ZM164 248V247H163ZM162 248V251L161 252H165V253H167L168 255H169V251H171L170 249H168V251L166 250V249H163ZM207 248H208V250H207ZM219 248V247H218ZM90 249V248H89ZM110 249H111V244H110ZM109 249V250H110ZM124 249V250H125ZM128 249L130 250V248L128 247ZM128 249H126L125 251H127ZM57 250V249H56ZM101 250V249H100ZM105 250V249H104ZM103 250V251H104ZM109 250H107V251H109ZM114 250H115V248H114ZM113 250V251H114ZM117 251H118V249H116ZM129 250H128V253H129ZM132 250V249H131ZM134 250H135V248H134ZM140 250V249H139ZM138 250V251H139ZM159 250V249H158ZM176 250H173L172 249V251L174 252V251H176ZM188 251L190 250V248L189 249H187ZM207 250V251H206ZM39 251V250H38ZM60 251V250H59ZM89 251V250H88ZM112 251V252H113ZM154 251V250H153ZM160 251V250H159ZM171 251V252H172ZM178 251V252H179ZM193 251V249L191 250V252ZM194 251H195V249H194ZM238 251V250H237ZM246 251V250H245ZM260 251V250H259ZM258 250L255 252V253H253L252 255H257V253L259 252ZM260 251V252H261ZM29 252L31 253L30 255H28L29 254ZM41 252V251H40ZM69 252V251H68ZM86 252V251H85ZM102 252V251H101ZM111 252V253H112ZM133 252V251H132ZM136 252V251H135ZM144 253H145V251H143ZM148 252H150V251H148ZM157 252V251H156ZM170 252V253H171ZM177 252V251H176ZM191 252H189V254L191 253ZM222 252H223V249H222ZM227 252V251H226ZM28 253V254H27ZM54 253V252H53ZM57 253H58V251H57ZM57 253H55V258L57 259V261H59V253L57 254ZM109 253V252H108ZM114 253H115V251H114ZM121 253H123L124 254V252H121ZM127 253V254H128ZM134 253V252H133ZM140 253V252H139ZM158 253V255H159V252H157ZM175 253V252H174ZM181 253V252H180ZM224 253V252H223ZM231 253H227L226 255H228L229 257H231ZM250 253V252H249ZM248 253V254H249ZM67 254V253H66ZM65 254V255H66ZM68 254H70V257H71V255H72V253L70 252V253H68ZM104 254V253H103ZM110 254V253H109ZM109 254H107L106 253V255H99V253H98V255L97 256H95L96 258H93L92 257V254H91V256L89 255V252L86 254V256L84 255V252H82V256H81V259H84V258H89L88 259V261L91 263V264H107V263H109V262H111L112 261V257L109 255ZM142 254V253H141ZM146 254V253H145ZM151 254V253H150ZM153 254V253H152ZM182 254V253H181ZM194 254V253H193ZM192 254V255H193ZM196 254H197V252H196ZM207 254H205V255H207ZM234 254V253H233ZM237 254H239V253H237ZM73 255H74V253H73ZM90 256V257H87V256ZM115 255V254H114ZM119 255V257H120V255H122V254H118ZM128 255H130V254H128ZM128 255H126V256H128ZM136 255V254H135ZM144 255V254H143ZM161 255H163V253H161ZM166 255V254H165ZM172 255V254H171ZM203 255V254H202ZM220 255H221V253H220ZM258 255H257V257H258ZM67 256H69V255H67ZM115 256H117V254L115 255ZM137 256H139V255H137ZM146 256V255H145ZM145 256L143 257V258H145ZM149 256V255H148ZM147 256V258L146 259H150L149 257ZM155 256V255H154ZM160 256V255H159ZM182 256V255H181ZM198 256V255H197ZM201 256V255H200ZM199 256V257H200ZM227 256V257H228ZM233 256V255H232ZM251 256V255H250ZM36 258L38 257V258H40V254H38L37 253V256H35ZM69 257V258H70ZM124 257V255L123 256H121L120 257V260H123V259H125L126 260V257L125 258H123ZM151 257V256H150ZM178 257V256H177ZM183 257V256H182ZM205 257V256H204ZM226 257V258H227ZM32 258V257H31ZM63 258V257H62ZM78 258V257H77ZM118 258V257H117ZM130 258H131V256H130ZM130 258H129V260H130ZM137 259L136 260H138V257H136ZM142 258V257H141ZM152 258V257H151ZM156 258V257H155ZM163 258V257H162ZM169 258V257H168ZM179 258H180V256H179ZM178 258V260H180ZM213 258V257H212ZM216 258H217V256H216ZM247 258H249L248 256H247ZM255 258V257H254ZM259 258V257H258ZM264 258V257H263ZM263 258H262V261H263ZM16 259H19V262L20 263H17L16 262ZM132 259V258H131ZM135 259V258H134ZM156 259H158V258H156ZM155 259V260H156ZM160 259V258H159ZM166 259V258H165ZM184 259V258H183ZM188 259V258H187ZM186 259V260H187ZM222 259V258H221ZM231 259H232V257H231ZM236 258H233L230 262H229V260H227L230 264H232L233 262H234V264H238V263H235V260ZM33 260H34V258H33ZM114 260H118V259H115L114 258ZM119 260V261H120ZM128 260V261H129ZM147 261V260H145V259H142V260H140V264H142V261ZM152 260H154V259H151V263H152ZM212 260H214V259H212ZM216 260V262L215 263H217L218 261H217V259H215ZM219 260V259H218ZM237 260V259H236ZM249 260V259H248ZM6 261V260H5ZM127 261V260H126ZM168 261H170V260H168ZM177 261V260H176ZM181 261V260H180ZM209 261V260H208ZM245 261V260H244ZM241 261L239 264H260V263H258V262H251V263H249V261L247 262V261ZM262 261H259V262H262ZM4 262V261H3ZM74 262V261H73ZM82 262V261H81ZM131 262V261H130ZM136 262H138V261H136ZM148 262V261H147ZM146 262V263H147ZM154 262V261H153ZM160 262L162 263L163 261H159V263L158 264H160ZM201 262H203V261H201ZM206 262V261H205ZM211 262V261H210ZM227 262V263H228ZM238 262V261H237ZM247 262V263H246ZM112 263H114L113 261H112ZM116 263H117V261H116ZM115 263V264H116ZM129 263V262H128ZM134 264H139V262L138 263H135V262H133ZM156 263V262H155ZM169 263V262H168ZM178 263V262H177ZM226 263V264H227ZM228 263V264H229ZM264 263V262H263ZM1 264V263H0ZM2 264H4V263H2ZM60 264V263H59ZM74 264V263H73ZM82 264V263H81ZM84 264V263H83ZM86 264V263H85ZM111 264V263H110ZM123 264V263H122ZM125 264V263H124ZM127 264V263H126ZM150 264V263H149ZM154 264V263H153ZM163 264V263H162ZM165 264H167V263H165ZM171 264V263H170ZM175 264H176V262H175ZM211 264V263H210ZM221 264H222V262H221Z\"/></svg>",
    "mask_w": 264,
    "mask_h": 264
}]
</instances>
